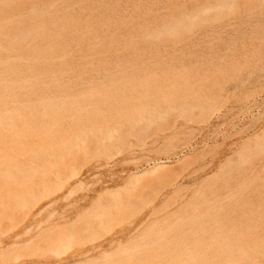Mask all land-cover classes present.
Wrapping results in <instances>:
<instances>
[{
	"label": "bare ground",
	"instance_id": "bare-ground-1",
	"mask_svg": "<svg viewBox=\"0 0 264 264\" xmlns=\"http://www.w3.org/2000/svg\"><path fill=\"white\" fill-rule=\"evenodd\" d=\"M232 2H233V0H0V182H4V181H6V180H8V179H10V178H12L13 177V173H14V171L12 170V168L13 167H17V168H20V167H34V166H36V164L37 163H40V165L42 164V162H50V161H57V159H58V157H60L59 156V151H60V154L62 153L61 151L62 150H65V151H69V150H71L72 149V147H73V145L74 144H76L75 142H77L76 140L78 139V138H82L84 135L86 136V134H89V136H88V138L90 137V134H95V128H94V126H95V122L93 121V123H95V124H93L94 126H90V127H88L89 125H91V123L88 125V123H89V121L90 122H92L91 120L92 119H94V118H98L99 117V119H100V117H102V116H104V115H106L107 113H110V112H112V114L114 115V118H118V119H116V120H119V117H121L120 115H122V118H120V119H123V117L125 118V115L126 114H124V116H123V114H122V112H124V111H126V110H128V109H126L125 107H126V105L127 106H129L128 104L130 103V102H133V101H137V100H141L142 98H145V97H149V96H152V97H154V100H155V104L157 103L156 102V96H157V98H162L163 96H165V95H168V94H160V93H162L161 91L159 92V90L160 89H158V90H155V89H153L154 87L156 88V86H157V84H159V83H162L163 81H165L166 79L165 78H167V76H165L166 74V71H169V69L171 68L172 70H173V68H174V70H175V68H176V70L175 71H177V73H179L178 71H180V69H184V67H186V66H189V68H193L196 64H198L197 62H199L198 60H199V58H198V60H197V57H194V55H196L197 56V53L196 54H194L195 53V51H192V50H190L191 48H188V46H187V43H186V41H188V39H189V41H191V42H193L192 40H190V38L191 37H194V35H198V34H200V33H202L205 29H207L208 27L207 26H209L210 24H212L213 22H218V21H222L223 20V22H224V20H226L229 16H230V18H234L233 20L234 21H236L237 22V24H238V26L240 27V25L239 24H241L242 22L245 24V22L243 21V17H245V16H250V18H251V16L252 17H254V15H255V17L256 16H258V14H261L262 12H261V10H263V7H264V0H237V4H236V2H235V4L233 3L232 4ZM232 5H235V7L234 6H232ZM224 9H229L230 10V12H231V14H229V13H225V12H223V11H221V10H224ZM225 13V14H224ZM263 13H264V11H263ZM227 14V16H228V14H229V16L227 17V16H225ZM232 15V16H231ZM261 16V15H260ZM260 16H258V17H260ZM262 16H264V15H262ZM261 16V17H262ZM254 17V18H255ZM258 17H256V18H258ZM260 17V18H261ZM229 18V19H230ZM253 18V19H254ZM263 18V17H262ZM245 19H249V17L248 18H245ZM252 18H251V20H253ZM250 20V19H249ZM256 20V19H255ZM260 20V19H259ZM227 21H228V19H227ZM263 21V20H262ZM262 21H261V23H262ZM224 23H227V22H224ZM223 23V24H224ZM233 23V22H232ZM232 23H231V25H232ZM248 23V22H247ZM258 23V21L256 20V24ZM260 23V22H259ZM264 23V22H263ZM228 24V23H227ZM252 24V23H251ZM231 25H229V26H231ZM248 25V26H247ZM246 25V27H249L250 26V23L249 24H247ZM257 25H260V24H257ZM263 25V24H262ZM212 26H216L215 24L214 25H212ZM221 26H222V24H221ZM254 25H251V27H253ZM217 27V26H216ZM219 27V26H218ZM216 28V30L217 29H220V28ZM236 27V26H235ZM250 27V34H252L251 36H253L254 35V37L253 38H250V40H252V39H255L256 40V38L255 37H257V35H260V36H264V26L261 28V29H256L255 28V26L253 27V28H255V30L254 29H252ZM212 28V27H211ZM211 28H209V29H211ZM214 28V27H213ZM233 28V30H234V27H232ZM237 28V27H236ZM241 28H242V26H241ZM245 27H243V29H244ZM225 29V28H224ZM223 29V30H224ZM242 29V30H243ZM252 29V30H251ZM212 30V29H211ZM226 30V29H225ZM227 30H229V29H227ZM231 30V29H230ZM245 31H248L246 28L244 29ZM243 30V31H244ZM254 30V31H253ZM207 31V30H206ZM210 31V30H209ZM218 31H220V30H218ZM232 31V30H231ZM230 31V32H231ZM236 31H237V29H236ZM214 32V31H213ZM221 32H222V29H221ZM227 33L229 32V31H226ZM240 32V33H239ZM237 31L236 33H238L239 34V36H238V38L239 37H241V31ZM212 33V32H211ZM211 33H210V35H211ZM223 33V32H222ZM225 33V32H224ZM223 33V35H225V34H227V33H225L224 34ZM235 33V32H234ZM235 33V34H236ZM207 34H208V32H207ZM219 34V33H218ZM221 34V33H220ZM231 34L232 33H230V37H231ZM235 34H234V36H235ZM241 34V35H240ZM243 34H244V32H243ZM202 35V34H201ZM210 35H208V36H210ZM212 35H214L213 33H212ZM215 35H217V33L215 34ZM214 35V37H216ZM222 35V34H221ZM221 35H219V38H221L222 36ZM256 35V36H255ZM221 36V37H220ZM234 36H232L233 38H235ZM245 36V35H244ZM243 36V37H244ZM259 36V37H260ZM198 37H200L199 35H198ZM202 37H203V35H202ZM205 37H206V35H205ZM227 37H229V36H227ZM250 37V36H249ZM261 37V38H262ZM204 38V37H203ZM219 38H216V40L217 39H219ZM245 38H246V36H245ZM209 39V38H208ZM223 39H225V37L223 38ZM223 39H219V41L220 40H223ZM242 39V38H241ZM240 39V40H241ZM196 40V39H195ZM194 40V41H195ZM200 40V39H199ZM210 41L212 40V39H209ZM226 40V39H225ZM239 40V39H238ZM255 40H252L253 42L255 41ZM264 41V40H262V39H260L259 38V41ZM202 41V40H201ZM224 41V40H223ZM231 41H233V42H235L234 41V39L233 40H231ZM245 40L243 39V44H244V46H245V42H244ZM251 41V42H252ZM259 41H256L257 42V44H256V47H257V45L259 44ZM260 41V42H261ZM203 42V41H202ZM218 42V41H217ZM233 42H231V43H233ZM236 42L238 43V41H237V39H236ZM247 42H248V40H247ZM246 42V43H247ZM253 42H252V44H253ZM196 43V42H195ZM195 43L193 44V45H195ZM197 43H198V41H197ZM196 43V44H197ZM211 43V44H210ZM209 43V45H211V47H208V50H207V48H206V52L208 51V55H210L209 54V52L211 53L212 52V54L211 55H213V53L214 52H216V49H214V48H212V42H210ZM215 43V42H214ZM226 43V42H225ZM241 43H242V41H241ZM264 43V42H263ZM208 44V43H207ZM217 44V43H216ZM260 44H262V43H260ZM189 45V44H188ZM208 45V46H209ZM223 45V44H222ZM264 45V44H263ZM263 45H261V46H263ZM199 46H200V44H199ZM202 46V45H201ZM200 46V48H201V50H203L202 49V47ZM225 46V45H224ZM227 46V45H226ZM235 46V45H234ZM239 46H243V45H239ZM242 47V51H243V48H245V47ZM255 46V45H254ZM260 46V45H259ZM260 46V47H261ZM192 47V46H191ZM193 47H195V46H193ZM192 47V48H193ZM206 47H207V45H206ZM214 47V46H213ZM223 47V46H222ZM260 47H258L257 49H260ZM196 48L197 47H195V49L194 50H196ZM236 48H238V47H236ZM235 48V50L234 51H236V50H239V48L238 49H236ZM248 48V51H249V48L250 49H253V48H251V47H247ZM226 49H227V47H226ZM205 50V49H204ZM229 50H231V48L229 49ZM245 50V49H244ZM258 54H259V52L261 51H259V50H256V48L254 49ZM253 50V51H254ZM191 51L192 52H194L193 54V56L192 57H194L195 58V60H196V63H194V62H192L191 60H189V62H183L184 61V58L186 59V55H190V53H191ZM197 52H199L198 50H196ZM221 51V50H220ZM241 51V52H242ZM253 51L251 50V52H252V55L254 56V55H256V52H255V54L253 53ZM262 51H264L263 49H262ZM218 52V51H217ZM224 51H222L221 53H223ZM233 52V51H232ZM232 52H230V53H232ZM239 52H240V50H239ZM238 52V53H239ZM250 52V51H249ZM203 53H205V52H203ZM203 53H201V56H202V54ZM226 53H227V51H226ZM237 53V54H238ZM261 53V52H260ZM206 54V53H205ZM207 54L205 55L206 57H208V58H211V57H209V56H207ZM183 55H185V56H183ZM199 55H200V53H199ZM198 55V57H200ZM214 55H215V53H214ZM213 55V56H214ZM218 55H219V53H218ZM221 55V54H220ZM230 55V54H229ZM232 55V54H231ZM235 55H236V53H235ZM239 55H241V54H239ZM183 56V60L182 59H179L180 57H182ZM212 56V58L213 59H215L214 57ZM223 56H225V54L223 55ZM226 56H228V55H226ZM217 57H219V56H217ZM229 57V56H228ZM232 57H234L233 55H232ZM244 57H248V56H244ZM263 57V56H262ZM188 58V57H187ZM190 58H191V56H190ZM190 58H188V59H190ZM201 58V57H200ZM203 58V57H202ZM201 58V59H202ZM207 58V59H208ZM226 58V57H225ZM235 58H237V57H235ZM235 58H233V59H235ZM242 58H243V56H242ZM246 58H245V60H246ZM207 59H205L206 60V63L208 62V60ZM212 59V60H213ZM218 59H220V58H217V60ZM228 59V58H227ZM226 59V60H227ZM250 59V58H249ZM187 60V59H186ZM204 60V59H203ZM202 60V61H203ZM216 60V61H217ZM221 60H222V56H221ZM225 60V61H226ZM238 60L239 61H242V60H240L239 58H238ZM201 61V62H202ZM214 61V60H213ZM230 61H232V60H230L229 59V62ZM243 61H244V59H243ZM242 61V62H243ZM247 61H248V59H247ZM252 61V58H251V60H250V62ZM210 62V61H209ZM212 62V61H211ZM215 62V61H214ZM219 62V61H218ZM221 62V61H220ZM222 62H223V60H222ZM221 62V63H222ZM228 62V63H229ZM233 62V61H232ZM235 62V61H234ZM241 62V63H242ZM200 63V62H199ZM204 63V62H203ZM202 63V64H203ZM213 63V62H212ZM239 63V62H238ZM245 63H247V62H245ZM195 64V65H194ZM201 64V65H202ZM236 64V63H235ZM235 64H233L234 66H236L237 67V64L235 65ZM200 65V66H201ZM205 64H203V67L205 68L206 66H204ZM213 65V64H212ZM215 65V64H214ZM218 65H219V63H218ZM218 65H216V66H218ZM224 65H226V62H225V64ZM233 65H232V67H229L228 69H230V68H233ZM239 65H240V63H239ZM197 66H199V64L198 65H196V67ZM211 66V65H210ZM220 66V65H219ZM230 66V65H229ZM243 67V63H242V65H240V67ZM195 67V68H196ZM221 67H222V64H221ZM235 67V68H236ZM239 67V66H238ZM237 67V68H238ZM187 68V67H186ZM186 68L184 69L186 72L188 71V69L186 70ZM194 68V69H195ZM204 68H202L201 69V67H200V69L202 70V71H204L203 69ZM212 68V67H211ZM244 68V67H243ZM209 72H207V70L206 71H204V75H209L212 71L210 70V68H209V66H207V68H206ZM212 69H214V67L212 68ZM216 69V68H215ZM217 69L219 70V69H221V71L223 70V69H227V68H218L217 67ZM240 69V68H239ZM172 70L171 71H169V72H167L168 74L167 75H169V74H171L172 73ZM190 70V69H189ZM198 70H199V68L197 69H195V72L197 71L198 72ZM185 71H183L182 70V73L183 72H185ZM191 71V70H190ZM187 72L188 73V75H186V79L183 77L182 78V73L181 74H179V75H181L180 76V78H178V75L176 74V72H175V74H176V76H175V74H174V76L172 77L173 79L171 80L170 79V81H175L176 80V82H178V80H181L180 82H181V84L184 86V81H185V83L188 81L187 79L188 78H190L191 77V75H192V73L194 72V70H193V72ZM211 71V72H210ZM215 71V70H214ZM220 71V70H219ZM226 72L228 71V70H225ZM233 71V70H232ZM185 72V73H186ZM194 72V73H195ZM196 72V73H197ZM199 72H201V71H199ZM205 72H207L206 74H205ZM218 72V71H217ZM234 72H235V70H234ZM173 73H174V71H173ZM186 73V74H187ZM191 73V74H190ZM193 73V74H194ZM195 73V74H196ZM214 73V72H213ZM216 73V72H215ZM233 73V72H232ZM184 74V73H183ZM198 74H200L201 75V73H198ZM221 74H224L225 75V73L224 72H221ZM221 74H216L217 76H219V78L217 77L216 78V81H217V79H219L220 81L223 79V81H225V77H227V76H224V78H223V76L220 78V75ZM229 74H231V73H229ZM235 74H237L236 72H235ZM235 74H232V75H235ZM190 75V77H187V76H189ZM207 75L205 76V79H204V76H202V78H203V80H206V81H208L209 79H208V77H207ZM211 75V74H210ZM215 74H213V76H214ZM231 75V76H232ZM198 76V79L200 80V78H201V76H200V78H199V75H197ZM197 76H195V77H197ZM212 76V75H211ZM210 76V77H211ZM230 75L228 76V78L229 77H231ZM194 76L192 77V78H195ZM206 77H207V79H206ZM209 77V78H210ZM216 77V76H215ZM192 78L191 79H189V81H191L192 80ZM213 78V77H212ZM184 79V81H182ZM195 79H197V78H195ZM187 80V81H186ZM198 80V81H199ZM211 80V79H210ZM219 80H218V82H219ZM167 81H168V78H167ZM167 81H165V82H167ZM169 81V82H170ZM188 81V82H189ZM196 82H197V80H195ZM194 80H192V82L194 83L195 82ZM202 81V79L199 81V83ZM206 81H203L202 83L205 85V83H206ZM212 81V80H211ZM222 81V82H223ZM241 81V80H240ZM180 82H178L177 84H175L174 82V84L176 85V87H177V85L180 83ZM187 82V83H188ZM212 82H215V81H212ZM164 83V82H163ZM172 83V82H171ZM191 83V82H190ZM202 83H200V85L202 84ZM209 83V82H208ZM219 83H221V82H219ZM219 83H216V84H218V85H216V86H221L222 84H219ZM231 83V82H230ZM167 84H169V83H167ZM174 84H170V85H166L167 87H169V89L171 88V86H173ZM180 84V85H181ZM196 84V83H195ZM203 84L201 85V86H203ZM213 84V83H212ZM180 85H178V86H180ZM188 85H190V84H188ZM193 86H195L194 84H192ZM191 85V87H193ZM206 85H208L207 83H206ZM161 86V85H160ZM166 86L165 87H163V86H161V87H163V89L165 90V91H167L166 89ZM197 87H198V83H197V85H196ZM215 86V85H214ZM157 87H159V86H157ZM160 87V88H161ZM187 89V92L189 91L188 90V87L187 86H185ZM190 87V88H191ZM196 87V88H197ZM200 87V86H199ZM198 87V88H199ZM204 87V86H203ZM203 87H201L200 89L202 90V88ZM209 87V86H208ZM210 87H212L211 85H210ZM148 88H150V89H148ZM166 88V89H165ZM174 88H175V86H174ZM173 88V89H174ZM181 87H179V88H176V90L177 89H180ZM184 88V87H183ZM194 88V91H195V87H193ZM206 88H207V86H206ZM221 88V87H220ZM224 88V87H223ZM157 89V88H156ZM162 89V91H163V93H167V92H165L164 90ZM182 89V88H181ZM210 89V88H209ZM209 89H206V91L205 92H207V90H209ZM218 89V88H217ZM216 88H215V90H217ZM171 91H169V92H172L173 93V90L172 89H170ZM193 90V89H192ZM201 90H198V92H200ZM203 90H204V88H203ZM211 90V92L213 91L212 90V88L210 89ZM210 90H209V92H210ZM168 92V93H169ZM184 92V91H183ZM204 91H202V93H203ZM220 92V91H219ZM172 93H170V95L172 94ZM176 92H174V94H175ZM180 93V92H179ZM196 93V91L194 92V95H196L195 94ZM201 93V92H200ZM201 93V94H202ZM216 93V92H215ZM218 93V92H217ZM181 94V93H180ZM185 94V93H184ZM192 94H193V91H192ZM209 94V93H208ZM208 94H205V97H206V95L208 96ZM214 94V93H213ZM173 95V94H172ZM171 95V96H172ZM177 95V99H178V94H176ZM188 95H190L189 93L187 94L186 93V95L185 96H182V97H184V99H185V97L186 96H188ZM211 95H212V93H211ZM214 95H216V94H214ZM171 96H170V98H167V101H168V99H171ZM173 96H175V95H173ZM192 96V95H191ZM203 96V95H202ZM166 97V96H165ZM164 97V98H165ZM169 97V96H168ZM181 97V98H182ZM195 98H199V96H194ZM218 97V96H217ZM217 97L215 98V96L213 97V98H215V100H212L213 98L212 97H210V99L209 100H211V101H214V102H216V101H218V100H216L217 99ZM221 97V96H220ZM195 98H193V99H195ZM204 98V97H203ZM203 98H202V100H203ZM207 98V97H206ZM206 98H204V100L206 99ZM219 98V97H218ZM147 99V98H146ZM151 97H150V101H151ZM163 99V98H162ZM166 99V98H165ZM164 99V100H165ZM172 99L174 100V98L172 97ZM186 99H189L188 97L186 98ZM185 99V101L187 102V100ZM143 100V102H144V99H142ZM173 100H171V101H173ZM179 100H180V97H179V99H178V101H177V103L179 102ZM182 100V99H181ZM190 102H191V97H190ZM208 100V101H209ZM149 101V100H148ZM159 101H160V99H159ZM158 101V104L157 105H160L161 104V102H159ZM161 101H163V100H161ZM171 101H168V102H170V103H173V102H171ZM185 101L183 102L182 101V103H183V105H184V103H185ZM207 100H205V102H206ZM211 101H209L210 103H211ZM143 102H140V101H138V102H136V104H144V107L145 108H143V110L142 111H144L146 108L148 109V111L150 112V110H151V108H152V106H154L153 104H154V102H153V99H152V102L153 103H150V102H148V105L150 104V106H151V104H152V106H151V108L149 107V106H147L146 107V105H147V101H145L146 102V105H145V103H143ZM164 102V101H163ZM168 102H165V103H168ZM199 102V101H198ZM209 102L207 103V104H209ZM134 103V102H133ZM160 103V104H159ZM170 103H168L169 105H170ZM181 103V104H182ZM192 103V102H191ZM193 103H194V101H193ZM203 103V102H202ZM219 103V102H218ZM218 103H216V104H218ZM131 104V103H130ZM135 104V103H134ZM173 104H176L175 102L173 103ZM186 104V103H185ZM199 104H200V102H199ZM213 104V103H212ZM165 104H163V106H164ZM179 105V104H178ZM192 105V104H191ZM195 105V104H194ZM203 105L205 106V104L203 103ZM211 105V104H210ZM209 105V106H210ZM214 105H215V103H214ZM131 106V105H130ZM161 106H162V104H161ZM167 106V105H166ZM171 106H172V104H171ZM170 106V107H171ZM188 106V104H186V106L185 107H187ZM202 106V105H201ZM208 106V107H209ZM131 107H133V105L131 106ZM137 107H139V109L137 108ZM140 105H136V108H137V110L135 111V113L132 111L133 109H131L130 107H127V108H130L129 109V112H130V110L132 111V113H134V114H132L133 116H134V118H135V116H136V113L140 110ZM154 107H156V105L154 106ZM153 107V108H154ZM184 107V106H183ZM185 107H184V109H185ZM189 107H190V105H189ZM193 107V106H192ZM214 107V106H213ZM126 110H125V109ZM150 108V109H149ZM159 107H157L156 109H157V112H159V113H161V111H159V109H158ZM167 108V107H166ZM174 108H176V105L174 106L173 105V108H171V109H173V110H176V109H174ZM207 108V107H206ZM123 109H124V111H123ZM134 109H135V106H134ZM155 109V110H156ZM161 110H162V112H163V110H164V114L166 113V110L168 109H163V108H160ZM170 109V110H171ZM179 109V108H178ZM178 109H177V111H178ZM199 109V108H198ZM152 110H154V109H152ZM187 110V109H186ZM190 110V109H189ZM147 111V110H146ZM180 111V110H179ZM127 112V111H126ZM152 112V111H151ZM168 112H169V110H168ZM186 112V111H185ZM201 112V111H200ZM204 112V111H203ZM128 113V112H127ZM131 113V112H130ZM140 113H142V114H144L145 116H146V113H147V115H149L148 114V112H146V113H143V112H140ZM153 113V112H152ZM187 113V115H188V112H186ZM185 113V114H186ZM111 114V113H110ZM109 114V115H110ZM115 114H120L119 115V117L117 116V117H115ZM139 113H137V115H138ZM153 114H156V113H153ZM163 114V115H164ZM180 114H182L183 115V113H181V111H180ZM190 114V113H189ZM200 114H202V112L200 113ZM109 115H107L106 116V118L107 117H109ZM158 115V114H157ZM162 114H160V116H161ZM127 116V115H126ZM133 116H128V117H126L125 119H127V120H129V122L130 121H132L133 122ZM152 116V115H151ZM159 116V115H158ZM181 116V115H180ZM137 117V116H136ZM157 117V116H156ZM182 117V116H181ZM184 117V116H183ZM103 118V117H102ZM129 118H131V120L129 119ZM139 118H140V116H139ZM155 118V117H154ZM188 118V117H187ZM109 119H111V123H112V120H113V116L111 117V118H109ZM109 119H107L108 120V122L110 121ZM146 119H148V116H147V118ZM190 119V118H189ZM192 119V118H191ZM101 120V119H100ZM99 120V121H100ZM103 120V119H102ZM106 120V121H107ZM115 120V119H114ZM113 120V121H114ZM115 120V121H116ZM127 120L126 121H124V124H125V122H127ZM141 120V119H140ZM95 121H97V119H95ZM114 121V122H115ZM121 121V120H120ZM143 121V120H142ZM187 121V120H186ZM193 121V120H192ZM101 122V121H100ZM113 122V123H114ZM119 122V121H118ZM141 122V121H140ZM145 122H147V121H145ZM145 122H142L143 124H145ZM161 122V121H160ZM188 122V121H187ZM187 122H185V123H187ZM190 122V121H189ZM188 122V123H189ZM97 123H98V121H97ZM103 123H105V121L103 120V122H102V124ZM107 123V122H106ZM111 123H108V124H104L103 126L106 128V126H108L109 124H111ZM116 123L117 122H115V124H114V126L116 125ZM122 122H120V125H121V127H122V125H124V124H121ZM135 123V122H134ZM151 123V122H150ZM137 124H138V121H137ZM136 124V125H137ZM143 124H141L140 123V125H142V127L143 128H145L146 127V124H145V126H143ZM87 125V126H86ZM113 125V124H112ZM112 125H109V126H112ZM125 125H127V124H125ZM130 125V124H129ZM133 125V124H132ZM132 125H130L129 126V128L130 127H132ZM139 125V124H138ZM100 126V125H99ZM103 126H101L100 127V129L102 130V132L104 133V132H106L107 130H104L103 131ZM108 126V127H109ZM116 126H118V125H116ZM115 126V127H116ZM98 127V126H97ZM114 127V128H115ZM133 127H135V125H133ZM132 127V128H133ZM119 128V127H118ZM117 128V129H118ZM128 128V127H127ZM132 128H130V129H132ZM97 129H99V127L97 128ZM107 129V128H106ZM130 129H128V132H126L127 130L125 129V132L128 134L129 133V130ZM147 129V128H146ZM119 130H123V129H121V128H119ZM133 130V129H132ZM132 130H130V131H132ZM175 130V129H174ZM92 131H94L93 133H90V132H92ZM109 131V130H108ZM114 131V130H113ZM169 131V130H168ZM260 131V130H259ZM99 132H101V131H99ZM115 132V131H114ZM119 132V131H118ZM98 133V132H97ZM96 133V134H97ZM107 133V132H106ZM126 133H124V134H122L123 136L126 134ZM161 133V132H160ZM165 133V132H164ZM171 133V132H170ZM105 134V133H104ZM108 134V133H107ZM107 134H105V136L107 135ZM118 134V133H117ZM121 134V133H120ZM119 134V135H120ZM131 134V133H130ZM162 134V133H161ZM173 134V133H172ZM256 134V133H255ZM98 135V134H97ZM96 135V136H97ZM111 135V134H110ZM110 135L108 136V137H110ZM129 135V134H128ZM158 135V134H157ZM156 135V137L158 138V136ZM101 136H102V134H101ZM117 136L118 135H116V139H117ZM121 136V135H120ZM119 136V137H120ZM122 136V137H123ZM139 136V135H138ZM170 136H171V134H170ZM92 137H95V135H91V138ZM118 137V138H119ZM155 137V136H154ZM155 137V138H156ZM164 137V136H163ZM166 137V136H165ZM113 139L112 141H114V140H116V139ZM121 138V137H120ZM123 138H126L125 136L123 137ZM123 138L121 139V140H123ZM132 138H134V137H132ZM90 139V138H89ZM97 139H99V137H97ZM139 139V138H138ZM153 139V138H152ZM151 139V140H152ZM177 139V138H176ZM175 139V140H176ZM101 140V139H100ZM99 140V141H100ZM125 140V139H124ZM124 140L123 141H121L122 143L124 142ZM161 140V139H160ZM163 141H165V139H162ZM171 140V139H170ZM170 140H169V142H170ZM88 141V140H87ZM90 141V140H89ZM89 141H88V143H89ZM93 141V140H92ZM97 140H96V137L94 138V142H96ZM105 141H107V139L105 140ZM156 141V140H155ZM158 141V140H157ZM168 141V140H167ZM172 141V140H171ZM260 141H262V140H260ZM85 142V141H84ZM102 142V141H101ZM108 142H110L109 140L107 141V143L106 144H108ZM117 142V141H116ZM134 142V141H133ZM153 142V141H152ZM151 142V145L152 144H156V142H154V143H152ZM93 142H91L90 141V144H91V146L93 147V149H92V147L90 146V147H87V146H89L88 144H87V142H86V146H84L85 147V150H83L84 152L83 153H88L89 152V150L91 151V149H92V153L93 152H95V151H93L95 148H97V146L95 145V148H94V144H92ZM102 143H105V142H102ZM131 143V142H130ZM165 143V142H164ZM100 144V143H99ZM99 144H97V145H99ZM105 144V145H106ZM114 144H115V142H114ZM121 144V143H120ZM176 144V143H175ZM177 144H179L178 143V141H177ZM260 144V143H259ZM102 145V147L104 146L103 144H101ZM143 145V144H142ZM150 145V146H151ZM162 145V144H161ZM164 146L166 145V143L165 144H163ZM162 145V146H163ZM169 145H172V144H168V146ZM256 145V144H255ZM116 146H117V144H116ZM147 146V145H146ZM156 146H157V144H156ZM158 146H160L159 144H158ZM167 146V145H166ZM173 146V145H172ZM175 146V145H174ZM178 146V145H177ZM177 146H176V148H177ZM259 146V145H258ZM258 146H256V147H258ZM262 146V144H260V146H259V149H261L262 148V150H263V147H261ZM87 147V148H86ZM98 147H100V145L98 146ZM110 147V146H109ZM118 147V146H117ZM120 147V146H119ZM122 147V146H121ZM253 147V146H252ZM136 148V147H135ZM148 148H150L149 146H148ZM160 148V147H159ZM164 148V147H163ZM168 148V147H167ZM255 148V147H254ZM80 149H81V147H80ZM104 149V148H103ZM102 149V150H103ZM106 149V148H105ZM127 149V148H126ZM142 149V148H141ZM145 149V148H144ZM144 149L142 150V151H144ZM154 149H156V150H158V152L160 151L159 149H157V148H155L154 147ZM153 149V150H154ZM175 149V148H174ZM257 149V148H256ZM96 150H98V148L96 149ZM101 150V149H100ZM149 149H145V151L147 152ZM168 151H170V148L169 149H167ZM262 150H259V151H262ZM162 151V150H161ZM164 151V150H163ZM176 151V150H175ZM250 151V150H249ZM256 151V150H255ZM72 152V151H71ZM90 152V153H91ZM145 152V153H146ZM149 152H151V151H149ZM171 152H172V149H171ZM257 153H258V151H256ZM64 153V152H63ZM98 152H96V154H97ZM107 154H108V152H106ZM144 153V152H143ZM144 153V154H145ZM148 153V152H147ZM155 153V152H154ZM154 153H153V151H152V154L154 155ZM157 153V152H156ZM160 153H163V152H160ZM160 153H157V154H160ZM170 153V152H169ZM177 153V152H176ZM261 153V152H260ZM263 153V152H262ZM69 154V153H68ZM73 155H74V153H72ZM78 154H80V153H78ZM92 154V155H94L93 156V158L94 157H98L99 155L97 154ZM99 154H101L100 152H99ZM143 154V155H144ZM152 154H150V156H152L153 157V155ZM164 154H165V152H164ZM77 154L75 153V155H74V157H73V159L75 158V156H76ZM90 155V156H89ZM89 155H87V154H85V157L86 156H89V159L91 160V154H89ZM96 155V156H95ZM105 155V154H104ZM146 155V154H145ZM148 155H149V153H148ZM163 155V154H162ZM254 155V154H253ZM62 156H64V155H62ZM156 156V158L158 157L157 155H155ZM239 156H240V154H239ZM257 156V155H256ZM258 156H260V155H258ZM77 157V156H76ZM96 157V158H97ZM103 157H105V156H103ZM138 157V156H137ZM141 157V156H140ZM139 157V158H140ZM151 157V158H152ZM181 157V156H180ZM64 158H65V156H64ZM78 158H79V156H78ZM80 158H82V155H81V157ZM79 158V159H80ZM83 158H84V156H83ZM92 158V159H93ZM141 158H144V157H141ZM141 158H140V160H141ZM147 158H149V157H147ZM150 158V159H151ZM257 158H259V157H257ZM263 158V157H262ZM76 159L77 158H75L74 160L76 161ZM78 159V160H79ZM85 159V158H84ZM86 159H88V157L86 158ZM85 159V162H89L88 160H86ZM138 159V158H137ZM149 159V160H150ZM254 159V158H253ZM256 159V158H255ZM59 160V159H58ZM94 160V159H93ZM143 160V159H142ZM144 160H148V159H146V158H144ZM156 160V159H155ZM60 161H62L61 159H60ZM65 161H67L68 163H69V166L68 165H66V166H68V167H71V165H70V162L69 161H71V160H69L68 161V158H67V160H65ZM157 161V160H156ZM64 162V161H63ZM85 162H83L82 164H84ZM159 162V161H158ZM53 163V162H52ZM55 163V162H54ZM61 163V162H60ZM65 164H67L66 162H64ZM76 163H78V162H76ZM75 163V164H76ZM162 163V162H161ZM160 163V164H161ZM48 164V163H47ZM65 164H62L61 163V165H65ZM154 164V163H153ZM254 164V163H253ZM40 165H39V167H40ZM43 165V164H42ZM46 165V164H45ZM56 164H54V166H55ZM73 165V164H72ZM77 166H78V164H76ZM86 165H88V164H86ZM139 165V164H138ZM143 165V164H142ZM152 165V164H151ZM258 165H259V163H258ZM47 166V165H46ZM45 166V168H47ZM49 166V165H48ZM52 165H50V167H51ZM66 166H64V167H66ZM140 166V165H139ZM158 166L159 165H155V167L153 168V171H154V169H156V168H158ZM163 166V165H162ZM161 166V167H162ZM44 167V166H43ZM42 167V168H43ZM63 167V166H62ZM63 167V169L67 172V167H66V169ZM74 166H72L71 168L72 169H74L73 168ZM79 167V166H78ZM141 167V166H140ZM164 167V166H163ZM257 167V166H256ZM101 168V167H100ZM142 168V167H141ZM178 168V167H177ZM255 168V167H254ZM15 169V168H14ZM26 169V168H25ZM52 169H54V168H52ZM68 169H70V168H68ZM77 169V168H76ZM137 169V168H136ZM135 169V170H136ZM181 169V168H180ZM238 169V168H237ZM240 169V168H239ZM23 170V169H22ZM32 170V169H31ZM51 170V169H50ZM56 170V169H55ZM59 170H61L60 168H59ZM63 170V171H64ZM140 170H142V169H140ZM158 170V169H157ZM157 170L155 171V172H157ZM231 170H235V168L234 169H231ZM241 170V169H240ZM239 170V171H240ZM247 170V169H246ZM261 170H263V169H261ZM24 171V170H23ZM28 171V170H27ZM33 171V170H32ZM37 171V170H36ZM42 171V170H41ZM46 171V170H45ZM62 171V170H61ZM64 171V172H65ZM68 171H70L69 172V174L71 173V170H68ZM78 171V170H77ZM143 171H145V170H143ZM148 171V170H147ZM179 171V170H178ZM243 171H244V168H243ZM50 172V171H49ZM54 172V171H53ZM73 172V171H72ZM75 172V171H74ZM139 172V171H138ZM151 172V171H150ZM232 172V171H231ZM235 172H237V170H235ZM234 172V173H235ZM254 172V171H253ZM256 172V171H255ZM24 173V172H23ZM42 173V172H41ZM68 173V172H67ZM66 173V174H67ZM78 172H76V174H75V177L78 175L77 174ZM133 173V172H132ZM141 173V172H140ZM143 173H145V172H143ZM142 173V174H143ZM233 173V172H232ZM233 173V174H234ZM239 174H241L242 172H238ZM257 173H259V172H257ZM22 174V173H21ZM39 174V173H38ZM56 174H57V172H56ZM54 175V176H58V175ZM58 174H59V171H58ZM69 174H68V176H69ZM72 174L73 173H71L70 175V177H72ZM159 174V173H158ZM230 174V173H229ZM229 174H228V177L227 178H229V177H231V179L233 178V179H235L236 178V173L234 174V175H236L235 177H233L232 176V174L229 176ZM238 174V175H239ZM245 174V173H244ZM254 174H256V173H254ZM50 175H52L51 173H50ZM59 175H62V174H59ZM81 175V174H80ZM137 175V174H136ZM209 175V174H208ZM249 175H251L250 174V172H249ZM35 176V175H34ZM37 176V175H36ZM35 176V177H36ZM44 176V175H43ZM42 176V177H43ZM47 177H48V175H46ZM63 176H64V174H63ZM60 177L61 179L63 178V180H64V178H65V176L64 177ZM67 176V175H66ZM67 176V177H68ZM79 176V175H78ZM139 176V175H138ZM248 176V175H247ZM257 174H256V176H254L255 177V179H256V181L257 180H259V179H257ZM46 177V178H47ZM52 177V176H51ZM59 177V176H58ZM66 177V178H67ZM132 177L133 178H135V176L134 175H132ZM250 177V176H249ZM60 178H59V181H60ZM74 178V177H73ZM140 178V177H139ZM22 179V178H21ZM37 179V178H36ZM70 179H72V178H70ZM70 179H68V182L69 183H71L70 181ZM80 179V178H79ZM138 181L137 182H139V179H138V177L136 178ZM151 179H153L152 177H151ZM230 179V178H229ZM232 179V180H233ZM237 179V178H236ZM236 179H235V181L233 180H224L223 179V181H226V184H230V182H234L233 183V185H235V186H237L236 185ZM240 179H241V177H240ZM239 178L237 179L238 181L240 180ZM242 179H243V177H242ZM242 179H241V181H242ZM252 179V178H251ZM41 181H42V179H40ZM39 180V181H40ZM44 180V179H43ZM45 180H47V179H45ZM49 180H52V178L50 179V177H49ZM70 180V181H69ZM221 181H222V179H220ZM219 180V182L218 183H222L221 181ZM53 182L54 181H57V180H52ZM51 181V182H52ZM72 181H74V179L72 180ZM227 181H230V182H228L227 183ZM245 181V180H244ZM247 181V180H246ZM15 182V181H14ZM19 182V181H18ZM17 182V183H18ZM24 182H26V181H24ZM31 182V181H30ZM44 182V181H43ZM48 182H50V181H48ZM66 182H67V180H66ZM80 182V181H79ZM134 182V181H133ZM251 182H253V180L251 181ZM63 183V182H62ZM78 183V182H77ZM81 184H82V182H80ZM131 183H132V180H131ZM131 183H130V186H131ZM223 183H225V182H223ZM222 183V184H223ZM237 183H239V182H237ZM3 184V183H2ZM28 184V183H27ZM43 184V183H42ZM53 185H55V182L54 183H52ZM79 184V183H78ZM78 184H75V188H76V186H78ZM80 184V185H81ZM135 184V183H134ZM250 184V183H249ZM254 184V183H253ZM260 184H262V182H260ZM48 185V184H47ZM66 185H71V184H66ZM126 185H127V183H126ZM220 185V184H219ZM232 185V184H231ZM240 185H242L241 183L239 184V186ZM248 185V184H247ZM255 185V184H254ZM257 185V184H256ZM14 186V185H13ZM13 186H12V188H13ZM30 186V185H29ZM28 186V187H29ZM37 186V185H36ZM65 186V185H64ZM122 186V185H121ZM196 187H198L197 185H195ZM214 187L213 188H215L216 186L215 185H213ZM223 186V185H222ZM252 186V185H251ZM11 187V186H10ZM19 187V186H18ZM128 188V185L127 186H123V188ZM183 187V186H182ZM193 187V186H192ZM195 187V188H196ZM220 188V186H217V189L219 190V188ZM225 187H230V185L228 186V185H226V186H224L223 188H225ZM233 186H231V188H232ZM241 187V186H240ZM242 187H243V185H242ZM242 187H241V189H242ZM248 187H249V185H248ZM256 187V186H255ZM262 187H264V185H262ZM22 188H24V186L22 187ZM21 188V189H22ZM45 188V187H44ZM55 188V187H54ZM63 188V187H62ZM66 188V187H65ZM72 188H73V186H72ZM75 188H73V189H75ZM130 188V187H129ZM185 188V187H184ZM191 188V187H190ZM194 188V189H195ZM210 188H212V187H210ZM212 188V189H213ZM238 188V187H237ZM237 188H235L234 189V191H236L237 190ZM244 188V187H243ZM261 188V187H260ZM14 189V188H13ZM58 189H60V188H58ZM67 189V188H66ZM66 189H64V191L66 190ZM72 189V190H73ZM118 189H121L120 187H118ZM197 189V188H196ZM195 189V190H196ZM199 189V188H198ZM196 190V191H199V192H201V190L202 189H199V190ZM216 189V188H215ZM214 189V190H215ZM240 189V188H239ZM239 189H238V191H237V194L236 195H234L236 192H233L234 194H232V192H230V191H228V192H230V193H228L226 190H228L227 188H226V193L225 194H231V196L230 197H228V196H226L225 194V199L223 198L224 196L223 195H221V196H223L222 197V199H224V200H222L221 199V196L220 197H218L219 199H220V201L222 200L223 201V205L221 204L222 203V201H221V203L219 202V201H217V202H219L221 205H222V207H221V205L220 204H218V203H214L213 204V202L217 199L216 197L218 196H216L215 197V192L214 191H212L211 189H210V191H212L213 192V194H212V196H210L211 194H209L208 195V197L210 196L211 198H207L206 197V199L208 200V202H209V199H210V201H212L213 199H214V197L216 198L214 201H212L211 203L215 206L214 208H210V207H208V206H211L212 204L211 203H209V204H211V205H208L207 207H205V208H208V211H211V209H212V211L215 213V210H219V209H217L216 208V204H217V206L219 205V207L218 208H226V206H224V203H225V201H226V197L227 198H230L231 200H232V196H234V198L233 199H235V197L238 195V194H240V193H242V191L240 192L239 191ZM12 190V189H11ZM44 190V189H43ZM47 190V189H46ZM45 190V192H47ZM57 190V189H56ZM60 190H62V189H60ZM59 190V191H60ZM70 190V189H69ZM103 190V189H102ZM116 189H114L113 191H115ZM122 190V189H121ZM126 190V189H125ZM179 190V189H178ZM203 190H205V188L203 189ZM220 190H222L223 191V189L221 188ZM243 190V189H242ZM250 190V189H249ZM1 191V190H0ZM3 191L5 192V190L3 189ZM16 191V190H15ZM20 191V190H19ZM23 191H25V190H23ZM58 191V190H57ZM109 191V190H108ZM177 191V190H176ZM206 191V190H205ZM210 191H206L207 192V194L208 193H210ZM216 192H217V190H215ZM224 191V192H225ZM232 191H233V188H232ZM244 191L245 192H249V191H247L245 188H244ZM244 191H243V193H244ZM259 191V190H258ZM2 192V191H1ZM9 192H11V191H9ZM44 192V191H43ZM42 192V193H43ZM52 193H53V191H51ZM69 192V191H68ZM72 192V195L74 194V191H71ZM116 192H118L117 190H116ZM115 192V193H116ZM145 192V191H144ZM179 192V191H178ZM193 192H194V190H193ZM204 192V191H203ZM238 192H240V193H238ZM251 193H253L252 192V189H251V191H250ZM250 192H249V196H248V199L250 198ZM8 193V192H7ZM28 193V192H27ZM62 193H63V191H62ZM205 193V192H204ZM218 193H220V191L219 192H217V194ZM243 193H242V195H243ZM259 193V192H258ZM2 193H0V195H1ZM4 194V193H3ZM11 194H13L14 195V192L12 191V193ZM11 194L9 193V195H10V197H11ZM16 194V193H15ZM57 194V193H56ZM68 194V193H67ZM70 195H68V196H71V193H69ZM105 194H106V192H105ZM107 194H111V193H108L107 192ZM117 194H120L119 192L117 193ZM121 194H123L122 193V191H121ZM120 194V195H121ZM191 194V193H190ZM200 193H198V194H196L195 193V195L196 196H198ZM221 194V193H220ZM219 194V195H220ZM247 194H245V195H247ZM255 194V193H254ZM12 195V196H13ZM17 195V194H16ZM27 195V194H26ZM31 196H32V194H30ZM47 195V194H46ZM49 195V194H48ZM51 195H53V194H51ZM80 195V194H79ZM78 195V196H79ZM103 195V194H102ZM119 195V196H120ZM145 195V194H144ZM186 195V194H185ZM194 194H192V195H190V197L191 196H193ZM201 195H202V192H201V194H200V198H201ZM206 195V194H205ZM241 194L240 195H238L237 196V198H236V200H235V202L234 203H236V201H237V199H239L238 197H243ZM252 195V194H251ZM15 196V195H14ZM42 196V195H41ZM78 196H75L74 198H76V197H78ZM86 196V194L84 195V197ZM104 196V195H103ZM108 197V199H110L109 198V195H107ZM114 196H116V195H114ZM114 196H112V195H110V197H111V200H112V198H114ZM136 196V195H135ZM195 196V197H196ZM214 196V197H213ZM253 196V195H252ZM257 197H258V195H256ZM263 195L261 194V196H260V198L262 197ZM20 197H22V196H20ZM49 198H50V196H48ZM63 197V196H62ZM72 197V196H71ZM80 197V196H79ZM83 197V198H84ZM99 197V198H98ZM97 198L99 199V201H100V197H101V195L100 196H98ZM117 197V196H116ZM134 197V196H133ZM133 197H131V198H133ZM194 197V196H193ZM192 197V198H193ZM254 197V196H253ZM9 198V197H8ZM15 198H16V196H15ZM29 198V197H28ZM34 198V197H33ZM43 198V197H42ZM59 198H61V197H59ZM81 198H82V196H81ZM92 198V197H91ZM90 198V199H91ZM122 198H123V196L121 197V199H120V197L118 198V199H120V201H118L119 202V204L122 206L124 203H125V200H122ZM124 198H126V197H124ZM136 198H139L138 196H136L134 199H136ZM181 198V197H180ZM191 198V199H192ZM205 198V197H204ZM255 198V197H254ZM254 198H250V199H254ZM3 199V198H2ZM1 199V200H2ZM56 199V198H55ZM55 199H53V200H55ZM71 199V198H70ZM77 199H79V198H77ZM89 199V198H88ZM87 199V200H88ZM102 199H105V197L104 198H102ZM108 199H107V201L106 202H108ZM127 199H130V198H127ZM195 199V198H194ZM196 199H197V197H196ZM195 199V200H196ZM218 199V200H219ZM241 199V198H240ZM240 199H239V201H240ZM246 199H247V197H246ZM246 199H244L243 200V198H242V202H241V205H240V207H239V205L237 204V205H235L236 207L238 206L239 207V209L238 210H240V212H238V214H237V221H239L240 222V219H243L244 220V218L243 217H246L247 216V218H245V219H248V221H251L252 223H253V220H255V217H254V215L257 213V212H259V211H261V210H264V209H262L260 206H257V205H260V202H258V200H257V202H256V200L254 201V203L252 202L251 203V200L249 199V203H251V205H249V203H248V205H246L247 203H245L244 204V201L246 200ZM248 199L246 200L247 202H248ZM40 200V199H39ZM42 200H45V198L44 199H42ZM97 200V199H96ZM106 200V199H105ZM117 200V199H116ZM115 200V201H116ZM124 201L123 202V204H121L120 202H122V201ZM229 199H227V201H228ZM231 200L228 202L229 204H226V205H229V206H233L232 205V202H231ZM21 201V200H20ZM28 201V200H27ZM36 201V200H35ZM56 201V200H55ZM71 201V200H70ZM77 201V200H76ZM91 200H89V202H90ZM98 201V202H99ZM104 201V200H103ZM130 201V200H129ZM167 201V200H166ZM180 201H181V199H180ZM203 201H205V199L203 200ZM233 201V200H232ZM1 202V201H0ZM19 202V201H18ZM30 202V201H29ZM41 202V201H40ZM53 202V201H52ZM60 202V201H59ZM94 203H96L95 202V200L93 201ZM102 202V201H101ZM101 202H99V203H101ZM126 202H127V200H126ZM132 202L134 203V202H136V201H133V199H132ZM138 202V201H137ZM175 202V201H174ZM206 202V201H205ZM200 202V205H198L199 204V202H197L198 204H196L195 205V203L194 204H190V205H194V209H193V207H190V205H187V207H190V208H192V209H190V208H187V211L188 212H194L195 210H196V208H195V206H197L198 208H201V203L203 204V206H205V204L206 203H208V202ZM24 203H25V201H24ZM23 203V204H24ZM32 203H34V201L32 202ZM37 203H39L38 201H37ZM79 203V202H78ZM81 203V202H80ZM113 203H114V199H113ZM117 203V202H116ZM127 203H129V202H127ZM127 203H126V205H127ZM237 203H239V202H237ZM35 204V203H34ZM34 204H33V206H34ZM41 204V203H40ZM50 204V203H49ZM55 204V203H54ZM97 204V203H96ZM102 204H108L107 206H109V202L108 203H102ZM119 204L117 203V205H118V207H119ZM130 204V203H129ZM138 203H135V205H137ZM184 204V203H183ZM183 204H181V205H183ZM27 205V204H26ZM31 205V204H30ZM29 205V206H30ZM39 205V204H38ZM37 205V206H38ZM51 205H52V203H51ZM50 205V206H51ZM63 206H64V204H62ZM78 205H80V204H78ZM78 205L77 206H75V207H78ZM86 205H88V204H86ZM86 205H85V207H86ZM91 205V204H90ZM93 205H95V204H93L92 203V207H93V209H89V211H91V210H96V208L98 207V205L99 204H97V206L95 205V207L96 208H94V206ZM212 205V206H213ZM0 206H2V204L0 205ZM36 206V205H35ZM35 206L33 207L34 209H35ZM36 206V207H37ZM49 206V207H50ZM53 206V205H52ZM51 206V207H52ZM100 206V205H99ZM114 207H115V205H113ZM129 206H131V205H129ZM172 206V205H171ZM173 206H174V204H173ZM228 206V207H229ZM22 207V206H21ZM31 207H32V205H31ZM46 207L47 208H49L48 207V205H46ZM58 207V206H57ZM56 206H55V208H57ZM68 207V206H67ZM74 207V208H75ZM104 207V206H103ZM103 207H102V210H103ZM123 207V206H122ZM121 207V208H122ZM128 207V206H127ZM136 207V206H135ZM185 207V206H184ZM227 207V208H228ZM1 208H3V207H1ZM20 207H18V209H19ZM27 208V207H26ZM137 208V207H136ZM138 208H139V205H138ZM137 208V209H138ZM161 208H163V206L161 207ZM167 208H170V206L169 207H167ZM181 208H182V206H181ZM198 208H197V212L199 213V212H201L200 210L198 211ZM202 208H204V207H202ZM216 208V209H215ZM221 209V211L222 212H220V215L219 216H222L223 215V211L225 212V210H227V209ZM233 208V210H234V212H235V208L234 207H232ZM231 208V209H232ZM4 209V208H3ZM2 209V210H3ZM6 209H7V211L9 210L8 208H7V206H6ZM25 209V208H24ZM23 208L22 209H19V212L21 211V210H24ZM28 209H29V207H28ZM43 209H45V208H43ZM42 209V210H43ZM99 209V208H98ZM97 209V210H98ZM109 209H112V208H109ZM120 209V208H119ZM134 207H133V211H134ZM137 209H135V212H136V210ZM140 209V208H139ZM177 209V208H176ZM175 209V210H176ZM180 209V208H179ZM178 209V210H179ZM192 210V211H189V210ZM210 209V210H209ZM1 210V213L3 214V211ZM26 211L24 212V214H26V216H27V212H28V210L27 209H25ZM33 210V209H32ZM31 210V211H32ZM48 210V209H47ZM78 210V209H77ZM77 210H76V212H77ZM82 210H83V208H82ZM81 210V211H82ZM88 210V209H87ZM101 210V206H100V211H99V213L102 211ZM105 210V209H104ZM114 210V209H113ZM178 210H177V215H178ZM194 210V211H193ZM204 210V209H203ZM205 210H207V209H205ZM6 211V213H5V215L7 214V213H10V212H7ZM11 211V210H10ZM15 210H13V211H11V213L10 214H13L12 212H14ZM39 211V210H38ZM41 211V210H40ZM54 210H52V212H53ZM80 211V212H81ZM106 211V210H105ZM104 211V212H105ZM164 211V210H163ZM180 211V210H179ZM186 210H185V212H187ZM210 212V214L208 213V212H204V218H202V215H203V212H201L200 214H198L197 215V213H196V215H195V217H200L201 216V218L203 219V220H205V222H207L206 223V225H205V222L203 221V224L206 226V227H208L207 225H208V222L209 223H212V221L210 220H206V218L207 219H210L212 216H211V213H213V212ZM227 211H229L230 212V207H229V210H227ZM225 212L226 214L228 213V212ZM4 212H5V209H4ZM18 214L17 215H19V212H18V210L16 211ZM22 212V211H21ZM33 212V211H32ZM41 212H43V211H41ZM45 212V211H44ZM49 212H50V210H49ZM52 212H51V214H52ZM75 212V213H76ZM92 213H94L93 211H91ZM90 212V213H91ZM107 212H108V210H107ZM159 212V211H158ZM171 212V211H170ZM172 212H175L176 213V211H174V210H172ZM196 212V211H195ZM233 212V211H232ZM237 212V211H236ZM263 212V211H262ZM30 212H28V214H29ZM34 213V212H33ZM37 213H39V212H37ZM60 213V212H59ZM98 212L96 213L97 215L99 214ZM110 213H112V212H110ZM175 213H173V216L175 215ZM214 213H213V215H214ZM218 213V212H217ZM217 213L215 214V215H217ZM222 213V214H221ZM231 213V212H230ZM240 213V214H239ZM9 214V215H10ZM23 214V213H22ZM41 214V213H40ZM50 213H48V215H49ZM54 215L56 214V213H53ZM52 214V215H53ZM87 214V213H86ZM104 214H106V213H104ZM109 214V213H108ZM107 214V215H108ZM114 214H116V212L114 213ZM131 213L129 212V215H130ZM168 214H170L169 216H172V213H168ZM179 214H183V213H179ZM187 213H184V215H186ZM191 213H189L188 215H189V217H188V215H187V218L190 220V221H187L188 222V224L191 222V219L190 218H193V216L192 215H190ZM194 214V213H193ZM207 214H209L208 216H207ZM16 215V216H17ZM21 215V214H20ZM32 215V214H31ZM48 215H46V216H48ZM52 215H50V217H52ZM53 215V216H54ZM67 215V214H66ZM72 215V214H71ZM74 215V214H73ZM72 215V216H73ZM77 215H78V212H77ZM100 215V214H99ZM99 215H98V218H99ZM110 215V214H109ZM117 215V214H116ZM115 215V216H116ZM128 215V217H130ZM175 215L174 217H175V219L177 218V217H179V216H181V215ZM205 215L207 216V217H205ZM230 215V214H229ZM239 215H241V217L242 218H240L239 217ZM245 215V216H244ZM7 216H8V214H7ZM11 216V215H10ZM13 216V215H12ZM22 217H23V215H21ZM57 216H58V214H57ZM86 216H88V214L86 215ZM86 216H85V214H84V216L83 217H85V219H86ZM92 216V214H89V216L87 217L88 218V220H89V217H91ZM113 216V215H112ZM111 216V217H112ZM164 216V215H163ZM167 212H166V214H165V216L163 217L164 218V220H162L166 225H164V223H163V225L164 226H167V224H169V223H166L165 221H166V219H167ZM191 216V217H190ZM211 216V217H210ZM218 216V217H219ZM232 216H234V214H232ZM257 216H258V214H257ZM261 216H263L262 214H261ZM2 218V220H4V219H6L5 218V216H4V218H3V216H1ZM35 217H37V216H35ZM61 217H64V216H61ZM82 216H80V218H81ZM93 217H94V215H93ZM117 217V216H116ZM122 217V216H121ZM166 217V218H165ZM174 217H172V219L171 220H175V219H173ZM184 217H186V216H184ZM183 217V220H187V218L185 219ZM195 217H194V219H195ZM197 217V218H198ZM210 217V218H209ZM214 217V216H213ZM211 218V219H214V218ZM218 217L216 216L215 217V220L213 221V222H215L217 219H218ZM230 218H232L231 216H229ZM229 217H227L226 218V220H227V222H228V220H229ZM249 217V218H248ZM259 217V216H258ZM20 218V217H19ZM26 218V217H25ZM24 218V219H25ZM27 218H28V216H27ZM26 218V219H27ZM33 218V217H32ZM47 218V217H46ZM58 218H60V215H59V217ZM68 218V217H67ZM66 218V219H67ZM72 218V217H71ZM125 218V217H124ZM182 218V217H181ZM180 218V219H181ZM197 218H196V220H197ZM199 219V220H202V219ZM235 218V217H234ZM239 218V219H238ZM264 218V217H263ZM262 218V219H263ZM35 219V218H34ZM34 219H32V220H34ZM37 219V218H36ZM50 219V218H49ZM49 219H48V222H49ZM52 219H54V218H52ZM73 219H75V218H73ZM92 220L94 219V218H91ZM127 219V218H126ZM129 219V218H128ZM170 219V218H169ZM178 219V218H177ZM176 219V220H177ZM178 220L179 222H180V224H181V221H182V219L181 220ZM221 219V218H220ZM220 219H218L217 220V224L221 221V223L223 222L224 223V220H225V218L223 217L221 220ZM233 219V218H232ZM236 219V218H235ZM260 219H261V217H260ZM8 220H10L9 218H8ZM15 220H16V218H15ZM38 220V219H37ZM42 220V219H41ZM46 220V219H45ZM60 220V219H59ZM64 220V219H63ZM82 220V219H81ZM81 220H78L77 219V221H79V222H81ZM118 220V219H117ZM121 220V219H120ZM168 220V219H167ZM170 220V221H171ZM175 220V221H176ZM196 220H194V221H192L193 222V224H195V221ZM199 220H197V221H199ZM243 220H242V222H243ZM11 221V220H10ZM16 221H18V220H16ZM24 221V220H23ZM36 221V220H35ZM72 221V220H71ZM74 221V220H73ZM77 221H75L76 223H78L79 224V222H77ZM83 221H84V218H83ZM87 221V220H86ZM91 220H89L88 222H86V223H88V224H90V223H92V222H94V221H92V222H90ZM103 221H105L104 219H103ZM126 221V220H125ZM155 221V220H154ZM169 220L167 221V222H170ZM184 221V222H185ZM196 221V222H197ZM236 220H235V223L237 222ZM248 221H246V222H248ZM259 221V220H258ZM262 221V220H261ZM260 221V222H261ZM0 222H1V220H0ZM4 222V221H3ZM3 222H1V223H3ZM20 222H22V220L20 221ZM39 222V221H38ZM37 222V223H38ZM46 222H47V220H46ZM45 222V223H46ZM66 222H67V220H66ZM90 222V223H89ZM95 222H97L96 220H95ZM122 222V221H121ZM156 222V221H155ZM226 221H225V223H227ZM232 222V225L234 224V226H235V223H233L234 222V220L233 221H231ZM230 222V223H231ZM242 222H241V224H242ZM251 222L249 223L250 225H251ZM256 222V221H255ZM264 222V221H263ZM262 222V223H263ZM1 223H0V225H1ZM11 223V222H10ZM15 222H13V224H14ZM31 223V222H30ZM41 223V222H40ZM42 223H44L43 221H42ZM41 223V224H42ZM58 223V222H57ZM98 223V222H97ZM96 223V224H97ZM157 223H160V222H157ZM157 223H156V225H157ZM162 223V222H161ZM200 223H202V221H200L199 222V224ZM222 223V225H224ZM16 225L18 224L19 225V223H15ZM51 224V223H50ZM59 225H60V223H58ZM62 225H63V223H61ZM95 224V225H96ZM99 224V223H98ZM170 224H172V226L171 225H169L171 228L173 227V223L171 222ZM176 224H177V221H176ZM176 224H174V225H176ZM179 224V223H178ZM177 224V225H178ZM179 224V225H180ZM184 224V227H185V225H187V223L185 224V223H183L182 222V225ZM190 224H192V223H190ZM202 224V225H203ZM214 224V223H213ZM237 225H238V222L236 223ZM255 224V223H254ZM17 225V226H18ZM29 225V224H28ZM44 225V224H43ZM42 225V226H43ZM52 225V224H51ZM54 225V227L57 229V225L55 226V224H53ZM65 225V224H64ZM68 225V224H67ZM77 225V224H76ZM80 225V224H79ZM83 226L84 225H86V227H85V229L87 228V224H82ZM94 224H93V227L95 226ZM103 225H105V223L103 224ZM102 225V226H103ZM106 225H107V223H106ZM106 225L103 227V229L106 227ZM142 225V224H141ZM161 224H159L158 225V227L160 226ZM163 225H162V227H163ZM176 225V226H177ZM178 225V226H179ZM182 225H180L179 226V228L182 226ZM215 225H216V223H215ZM213 226L214 228L216 227V226ZM222 225H217L218 226V228L216 227L215 229H219ZM239 225H240V223H239ZM256 225H257V223H256ZM264 225V224H263ZM262 224H261V227L263 226ZM2 226V225H1ZM1 226H0V229H1ZM33 226H34V223H33ZM33 226H31V228L33 227ZM91 226V225H90ZM99 226H101V224L99 225ZM110 226V225H109ZM109 226H107V227H109ZM176 226H174L175 228H176ZM190 225H188V227H189ZM197 226V225H196ZM198 226H200L201 227V224L200 225H198ZM197 226V227H198ZM204 226V228H206ZM212 226V225H211ZM225 226H228V225H225ZM230 226V225H229ZM244 226V225H243ZM249 226V225H248ZM255 226V225H254ZM254 226H249L248 228H246V229H244V228H235V229H232V227H231V229L229 228V229H227V230H223L224 231V233H223V235L221 236V239H222V241H223V243L221 242V244H219L218 242H216V240H214V242L212 241V244L213 243H215L216 245L214 246L215 247V249L213 248V247H211V248H213V250H214V252H212V253H209V254H207L206 256L208 257L207 259H205L204 261H203V258H202V261L203 262H201L200 264H264V228L262 227H258L257 228V226L256 227H254ZM19 227V226H18ZM21 227V226H20ZM49 228H51V226H48ZM59 227V226H58ZM66 228L68 227V226H65ZM64 227V228H65ZM74 227H75V224H74ZM73 227V228H74ZM97 227H98V225H97ZM95 228V229H98V228ZM106 227V228H107ZM149 227V226H148ZM157 227V228H158ZM161 227V228H162ZM188 227H186L187 229H188ZM193 226H191V228H192ZM203 227V226H202ZM240 227V226H239ZM11 228H12V226H11ZM14 228H15V226H14ZM33 228H35V226L33 227ZM38 228H40V226H38L37 227V229ZM42 228V227H41ZM40 228V229H41ZM45 228V227H44ZM48 228V229H49ZM53 228V227H52ZM64 228H62V229H64ZM76 228V227H75ZM77 228H82L81 226H79V227H77ZM155 228H156V226H155ZM153 229V230H158V229H160V228H158V229ZM178 228V227H177ZM190 228V227H189ZM190 228V229H191ZM204 228H196L195 226L193 227V230L194 231H196V229H198V232L201 230V231H203L202 229H204ZM209 228V227H208ZM224 229H226L227 227H223ZM7 229V228H6ZM21 229V228H20ZM19 229V230H20ZM25 229H26V227H25ZM27 229H29V228H27ZM26 229V231H29V233H30V230H27ZM60 229V228H59ZM84 228L83 229H81V233H82V230H84V232H86L87 233V231L85 230ZM88 229V228H87ZM90 229V228H89ZM92 227H91V230L90 231H92ZM108 229V228H107ZM107 229H106V231H107ZM167 229H169V228H167ZM167 229H165V230H167ZM184 229V228H183ZM190 229H188V230H190ZM200 229V230H199ZM2 230V229H1ZM4 230H5V227H4ZM22 230V229H21ZM20 230V231H21ZM33 230V229H32ZM35 230H36V228H35ZM68 230V229H67ZM102 230V229H101ZM105 230V229H104ZM104 230H102L103 232H104ZM162 230V229H161ZM165 230L164 231H161V232H165ZM182 230V229H181ZM181 230H179L178 232H177V230H176V234H179V232L181 231ZM188 230H187V232H188ZM192 230V229H191ZM190 230V231H191ZM192 230V231H193ZM208 230H210V229H208ZM221 230V229H220ZM8 231H9V229H8ZM23 232H25V230H22ZM41 231V230H40ZM39 231V233H37V231H36V233L38 234L37 235V237H36V235L35 236H32V233H31V235L29 234L28 236H29V238H30V236H32V240H37V238H39L38 239V241L40 242V241H43V239L42 240H40V235L39 234H42L43 233V235H44V233H45V231L44 232H40ZM50 231V230H49ZM73 231H74V229H73ZM77 231V230H76ZM98 231V230H97ZM96 231V232H97ZM150 231V230H149ZM151 231H152V229H151ZM175 231V230H174ZM183 231V230H182ZM192 231L190 232V233H192ZM193 231V232H194ZM200 231V232H201ZM205 232H207V228L204 230ZM212 231V230H211ZM2 232H4V231H2ZM19 232V231H18ZM17 232V233H18ZM32 232V231H31ZM65 232H66V230H65ZM67 232H69V231H67ZM71 232V231H70ZM103 232H102V235H103ZM144 232V231H143ZM153 232L154 231H152V234H153ZM158 232H159V230H158ZM168 232H170V230L168 231L167 230V233ZM185 231H183V233H184ZM209 232V231H208ZM214 232H216L215 230H214ZM222 232V231H221ZM220 232V233H221ZM6 233H8V232H6ZM25 233H27V232H25ZM79 233V232H78ZM80 233V234H81ZM92 233V232H91ZM93 233H95V231L93 232ZM98 233H100L101 234V232H99L98 231ZM145 233V232H144ZM155 233H157V231L155 232ZM181 234H179L180 236L183 234L182 232H180ZM195 233V232H194ZM203 233V232H202ZM201 233V234H202ZM74 234H75V232H74ZM73 234V235H74ZM83 234V233H82ZM89 234V233H88ZM140 234V236L141 237H143V233L141 234V233H139ZM138 234V235H139ZM149 234V233H148ZM147 233H146V235L144 234V239H145V236H147L148 235ZM159 234V236L157 237V235ZM165 234V233H164ZM171 234H173V231H172V233ZM186 234V233H185ZM201 234H200V236H201ZM203 234H205V233H203ZM210 234V233H209ZM212 234V233H211ZM213 234H215V233H213ZM213 234L211 235V237L213 236ZM216 234L218 235V231L216 232ZM34 235V234H33ZM42 235V236H43ZM70 235V234H69ZM95 237L94 238H96V234H93ZM138 235H135V236H133V237H136V236H138ZM151 235V234H150ZM150 235H148V236H150ZM157 235L155 234H153V235H151V238H152V236L153 237H155L156 236V238L158 239H160L161 238V236L163 237V234L162 233H157ZM170 235V234H169ZM169 235L167 236V234H165V236L166 237H169ZM175 235V232H174V234L172 235V236H174ZM193 235V234H192ZM192 235L190 234L189 236L190 237H192ZM197 235H199V234H197V232L193 235L194 237H196ZM19 236V235H18ZM39 236V237H38ZM48 236H50V235H48ZM53 236V235H52ZM91 236H92V234H91ZM90 236V238H92ZM140 236H138V237H140ZM165 236H164V238H165ZM169 237V238H173L174 240H175V244H171L170 246H172L171 247V249H169L168 247V250L167 249H165V250H167V251H170V253L169 252H167L168 254H169V257H170V254H171V252L173 251V246L175 247V245H178V243H180V244H184L183 246H184V248L183 247H181L182 245H178V247H181V248H183V249H185V250H189V248L191 249V247H192V249L193 248H195V247H198L201 243H204L205 242V240L203 239V236H198V237H200V241L197 239V237H196V240H198V241H195L194 239V242H193V245L190 247L189 245H188V247H186L185 248V244H188L189 242V240L192 242L193 240L190 238V237H187L189 240L187 241V238L186 237H183V239L184 238H186V239H184L187 243H183V242H185V241H181V239H180V236H178L177 235V238L178 239H180V241L181 242H178L179 240L177 239H175L174 237ZM182 236H184V235H182ZM188 236V235H187ZM216 236V235H215ZM17 237V236H16ZM34 237H36L35 239H33ZM80 237V236H79ZM79 237H77L76 236V239L78 238V241H79ZM98 237H100V236H98ZM97 237V238H98ZM132 237V238H133ZM137 237V238H138ZM4 238V237H3ZM51 238V237H50ZM54 238V237H53ZM73 238V237H72ZM82 238V241H83V237H81ZM93 238V239H94ZM155 238V239H156ZM164 238H162V240H165ZM169 238H167V239H169ZM182 238V237H181ZM202 238V239H201ZM205 238H208V235H207V237H206V234H205ZM209 238H210V236H209ZM213 238V237H212ZM218 238H219V236H218ZM217 238V239H218ZM7 239H9V238H7ZM44 239H46V238H44ZM56 239V238H55ZM71 239V238H70ZM140 239V238H139ZM143 239V241H145ZM155 239H153V241L155 240ZM157 239H156V241H154V243L156 242L157 243ZM158 239V240H159ZM167 239L165 240V241H167ZM182 239V240H183ZM211 239V238H210ZM220 239V238H219ZM2 240V239H1ZM5 240V239H4ZM3 240V241H4ZM10 240V239H9ZM17 240V239H16ZM19 240V239H18ZM17 240V241H18ZM21 240V239H20ZM81 240V239H80ZM85 240V239H84ZM96 240V239H95ZM132 240V239H131ZM130 239H129V243L131 242V244L129 245V243H127L128 244V246H127V244H122V245H120V246H124L122 249L125 251L126 250V247L127 248H129V249H131L132 250V248H130V246L135 242V240L137 241V242H141V240H142V238H141V240L139 241L138 239H134L133 241L134 242H132ZM171 240V241H170ZM169 241H170V243L171 242H173V240L172 239H170ZM202 240H204L203 242H201ZM213 240V239H212ZM244 240H247L248 242H246V243H243V241ZM16 241V242H17ZM29 241V240H28ZM48 241V240H47ZM50 241V240H49ZM51 241H52V238H51ZM54 241V240H53ZM75 241V240H74ZM77 241V240H76ZM75 241V242H76ZM78 241H77V243L76 244H78ZM88 241H89V239H88ZM88 241H87V239H86V242H85V245L88 243ZM94 240H92L91 241V239H90V241L89 242H93ZM152 241V242H153ZM168 241V242H169ZM207 241V240H206ZM9 242V241H8ZM31 241H29L28 243H30ZM44 242V241H43ZM114 242V241H113ZM112 242V243H113ZM146 242V241H145ZM144 242V243H145ZM151 241H150V243H152ZM176 242H178L177 244H176ZM198 242H200L197 246H195V244H197ZM207 242H209V241H207ZM1 243H5V242H0V244ZM13 243H15L14 241H13ZM23 243H24V241H23ZM27 243V242H26ZM36 243L38 244V242L36 241ZM45 243V242H44ZM57 243V242H56ZM68 243V242H67ZM70 243V242H69ZM84 242H82V244H83ZM159 243H162L161 242V239H160V242ZM159 243H157V244H159ZM165 243H167V242H165ZM195 243V244H194ZM217 243H218V245H217ZM37 244H36V246H37ZM41 244V243H40ZM51 244V243H50ZM75 244V243H74ZM140 244V245H139ZM135 243L134 244V246L136 245L137 247H141V249L143 250L144 248H142V247H144V245L142 244V242L141 243ZM143 246H142V245ZM147 245V247L149 246V247H151L152 245L151 244H149V243H146ZM149 244V245H148ZM156 244V245H157ZM162 244H164V242L162 243ZM168 245H169V243H167ZM208 244V243H207ZM210 244H211V241H210ZM209 244V245H210ZM9 245H12V243L11 244H9ZM8 245V246H9ZM41 245H43V244H41ZM57 245H59L58 243H57ZM56 245V246H57ZM80 245V244H79ZM84 245V244H83ZM119 245L117 246V248L119 247ZM126 245V246H125ZM139 245V246H138ZM153 245H155V244H153ZM155 245V246H156ZM165 245V244H164ZM204 245H206L205 243H204ZM204 245H202L201 247H203ZM0 246H2V244L0 245ZM30 246H32V245H30ZM47 246V245H46ZM55 246V247H56ZM69 246V245H68ZM75 246V245H74ZM90 246H92V245H90ZM134 246L132 245L131 247H133L134 248ZM154 246V247H155ZM167 245H165V247H166ZM187 246V245H186ZM193 246H195V247H193ZM12 247V246H11ZM10 247V249H12V250H14L13 248H11ZM27 247V246H26ZM33 247V246H32ZM32 247L30 248V249H32ZM35 247V246H34ZM40 247V246H39ZM44 247V251H45V246H42L41 248H39L40 250H39V252H41ZM76 247H78V246H76ZM100 247V246H99ZM99 247H97L98 249H99ZM110 247V246H109ZM137 247H135V248H137ZM153 247V246H152ZM160 247H162L161 245H160ZM159 247V248H160ZM178 247H177V249H178ZM7 248V247H6ZM28 248V247H27ZM47 248H49V247H47ZM62 249H64L63 247H61ZM91 248V247H90ZM97 248H95V249H97ZM117 248H115L114 249V251L115 250H117ZM121 248V247H120ZM125 248V249H124ZM159 248H158V250H159ZM176 248V247H175ZM174 248V249H175ZM180 248V249H181ZM200 247H198L197 249L198 250H200V249H202V248H200ZM2 249V248H1ZM1 249H0V253H2V251H4L3 249H2V251H1ZM9 249V250H10ZM22 249V248H21ZM29 249V248H28ZM34 249V248H33ZM38 249V248H37ZM42 249V250H41ZM53 249V248H52ZM70 249V248H69ZM72 249V248H71ZM82 249V248H81ZM80 249V250H81ZM84 249V248H83ZM86 249V248H85ZM101 249V248H100ZM119 249V248H118ZM148 249V248H147ZM152 249V248H151ZM160 249H162L163 250V248H160ZM183 249H181V252H182V250ZM196 248H195V250H197ZM204 249H205V247L202 249V252L204 251ZM12 250H10V251H12ZM17 250H20V248H18ZM88 250H90V249H88ZM112 250V249H111ZM110 250V252H113L114 253V256L117 254H115V252L112 250L111 251ZM138 250H140V248L138 249ZM138 250H135V251H138ZM145 250V251H144ZM143 251V253H146L147 251H146V248L144 249ZM165 250H164V256L167 254H165ZM179 250V249H178ZM184 250V251H185ZM208 250V249H207ZM206 250V251H207ZM212 250V251H213ZM22 250H20V252H21ZM49 251H50V249H49ZM49 251L47 250L46 251V253L48 252L49 253ZM56 251V250H55ZM54 251V252H55ZM68 251V250H67ZM75 251V250H74ZM94 251V250H93ZM96 251V250H95ZM117 251H120V249L119 250H117ZM116 251V252H117ZM124 251H122V254L120 253L119 255H121V257H122V255L124 254ZM135 251L133 250V253H128L127 254V251L125 252V254H127V255H131V258L133 257V258H135L134 256H135ZM175 251H176V249H175ZM182 252L183 254L184 253H187L188 255H189V253L191 254V252L193 253L192 255H195L196 253H197V251H190L189 250V253H188V251H185V252ZM201 251V250H200ZM199 251V252H200ZM209 251V250H208ZM8 253H9V251H7ZM18 252V251H17ZM24 252L25 251H23V252H21L23 255H24ZM30 251H28V253H29ZM60 253L61 252H65V249H64V251H59ZM89 252H91V251H89ZM109 252V256H110V253ZM151 252H153V249H152V251ZM163 253V251H160V253H158V255L156 254V256H159V254H162ZM174 252V251H173ZM172 252V256H174L173 254H175V253H173ZM11 253V252H10ZM58 253V252H57ZM76 253V252H75ZM80 253V252H79ZM82 253V252H81ZM84 253V252H83ZM87 253V252H86ZM86 253H84V255L86 254ZM104 253H106V255H108L107 253L108 252H104ZM139 253H141L140 251H138L136 254H139ZM154 253H157V251H156V249H155V252ZM154 253H152L153 255H154V257H155V254ZM204 254H205V252H203ZM16 254V253H15ZM20 254V253H19ZM52 254H53V252H52ZM56 254V253H55ZM62 254V253H61ZM78 254V253H77ZM88 254V253H87ZM101 254V253H100ZM99 253H98V257L97 258H99V255H100ZM134 254V255H133ZM148 253H146V255H147ZM151 253L150 254H148V256H146L145 254V256H146V258L148 257L149 258V261L150 260H152L151 258H153V257H151L150 258V256L149 255H152ZM167 254V255H168ZM180 254V255H179ZM179 254H175L176 255V259H174L175 257H173V259H172V256L169 258L171 261H173V260H175V264L177 263L176 262V260H177V257H179V256H181V253H179ZM200 254V253H199ZM198 253L196 254V255H199ZM9 255V254H8ZM35 255V254H34ZM46 255V254H45ZM56 255H59V254H56ZM70 255V254H69ZM73 255V254H72ZM83 255V256H84ZM92 255H94L93 253H92ZM102 255H104V254H102ZM106 255H104V256H106ZM133 255V256H132ZM160 256V257H163L164 258V256ZM178 255V256H177ZM185 255V254H184ZM184 255L182 256V257H184ZM196 255L193 257V256H191V255H189V256H191L190 258H192V259H189L188 257V263H186L187 261V259H183L184 260V262L186 263V264H191L190 263V261H192L193 260V264H195V262H197L198 260H196L195 262H194V259H196L197 257H196ZM203 255V254H202ZM31 256H33L32 255V253H31ZM41 256V255H40ZM47 257H48V255H46ZM45 256V257H46ZM50 256V255H49ZM53 256V258H54V255H52ZM63 256V255H62ZM65 256V255H64ZM74 256H76V255H74ZM80 256H82V255H80ZM83 256H82V258H83ZM109 256H108V258H109ZM117 256V257H116ZM115 257H116V259L119 257L118 256V254L116 255ZM125 256L126 255H123V257H124V259H126V258H129V256H127L126 258H125ZM137 256V255H136ZM139 256V258L137 257V260L139 261V260H141V259H145V258H143V257H145V256H143V255H138ZM143 256V257H142ZM200 256V255H199ZM198 256V257H199ZM27 257H29V256H27ZM26 257V258H27ZM43 257V256H42ZM87 257V256H86ZM91 257V256H90ZM90 257H89V261H91L90 260ZM107 257V256H106ZM123 257L121 258V260L123 259ZM160 257L159 258H157V259H159L160 260ZM166 257V256H165ZM203 257H204V255H203ZM4 258H5V256H4ZM19 258H21V257H19ZM25 258V257H24ZM36 258V257H35ZM40 258V257H39ZM57 258H58V256H57ZM56 258V259H57ZM61 258V257H60ZM74 258V257H73ZM92 258V257H91ZM114 258V257H113ZM141 258V259H140ZM162 258V259H163ZM166 258H168V257H166ZM165 258V259H166ZM179 258H181V257H179ZM178 258V259H179ZM9 259H11V258H9ZM37 259V258H36ZM44 259V258H43ZM48 259V258H47ZM63 259V258H62ZM66 259V258H65ZM65 259H63V260H65ZM88 259V258H87ZM93 259V261H94V259L95 258H92ZM100 259H102V257H101V255H100ZM99 259V260H100ZM107 259V258H106ZM105 259V260H106ZM115 259V258H114ZM130 259V258H129ZM182 259V258H181ZM198 259V258H197ZM13 259H11V261H12ZM32 260H33V258H32ZM46 260V259H45ZM52 260V259H51ZM63 260H62V262H63ZM76 260V259H75ZM80 260H82L81 258H80ZM85 260H86V258H85ZM84 260V261H85ZM95 260H97V259H95ZM98 260V261H99ZM111 260V259H110ZM110 260H108L109 262H110ZM159 260L157 261V263L159 262ZM180 260V259H179ZM14 261V260H13ZM18 261V260H17ZM40 261V260H39ZM38 261V262H39ZM44 261V260H43ZM87 261V260H86ZM102 261H103V259H102ZM119 261H120V257H119ZM122 261H124V260H122ZM121 261V262H122ZM145 262H146V264H150V262H148V261H146V260H144ZM155 260L153 259L152 260V262L151 263H153ZM156 261H155V264H156ZM170 261V263H172ZM2 262V261H1ZM9 262H10V260H9ZM21 262H22V260H21ZM32 263H33V261H31ZM37 262V263H38ZM51 262V261H50ZM67 262H68V259H67ZM73 262V261H72ZM82 262V261H81ZM92 262V261H91ZM101 262V261H100ZM109 262H107V263H109ZM113 262V261H112ZM125 262H127V261H125ZM137 262V261H136ZM136 262L134 263V264H136ZM141 262V263H140ZM181 262V261H180ZM200 262V261H199ZM199 262H197L198 264H199ZM5 263V262H4ZM46 263H48V262H46ZM52 263H55L54 261L52 262ZM58 263H59V261H58ZM75 263V262H74ZM80 262H78V264H79ZM87 263V262H86ZM86 263H84V264H86ZM93 263V262H92ZM99 263V262H98ZM106 264L104 261L102 262V264ZM114 263V262H113ZM123 263V262H122ZM128 263V262H127ZM130 263V262H129ZM139 263L140 264H142L143 263V261H139ZM182 263V262H181ZM185 263H183V264H185ZM196 263V264H197ZM7 264V263H6ZM9 264V263H8ZM15 264V263H14ZM18 264H20V263H18ZM24 264H25V260H24ZM27 264H28V262H27ZM43 264V263H42ZM60 264V263H59ZM63 264H64V262H63ZM68 264V263H67ZM69 264H71V262H69ZM76 264V263H75ZM90 264V263H89ZM101 264V263H100ZM112 264V263H111ZM115 264V263H114ZM116 264H117V262H116ZM126 264V263H125ZM133 264V263H132ZM145 264V263H144ZM158 264H161V263H158ZM165 264V263H164ZM169 264V263H168ZM178 264V263H177ZM180 264V263H179Z\"/></svg>",
	"mask_w": 264,
	"mask_h": 264
},
{
	"label": "rangeland",
	"instance_id": "rangeland-1",
	"mask_svg": "<svg viewBox=\"0 0 264 264\" xmlns=\"http://www.w3.org/2000/svg\"><path fill=\"white\" fill-rule=\"evenodd\" d=\"M235 2H236V4H237V0H233V2H232V4L234 3L235 4ZM235 4V5H236ZM235 5H232V6H234L235 7ZM221 11H223V12H225V13H229V14H231V12H230V10L228 9H224V10H221ZM263 11H264V7H263V10H261V14H258V16H262V15H264V13H263ZM224 13V14H225ZM229 14H228V16H229ZM225 16H227V14L225 15ZM227 16V17H228ZM232 16V15H231ZM258 16H256V17H258ZM260 16V17H261ZM249 17V19H245V18H248ZM254 17H255V15H254ZM254 17H252L251 16V18L253 19ZM254 18L253 20H251V18H250V16H245V17H243L244 19H243V21L245 22V24L242 22L241 24H239L240 25V27L238 26V24H237V22L236 21H234L235 19L234 18H230V16L227 18L228 19V21H227V19L226 20H224V22H227V23H224L223 22V20L220 22V21H218V22H213L212 24H210L209 26H207L208 28L207 29H205L202 33H200V34H198L200 37H198V35H194V37H191L190 38V40H192L193 42H191V41H189V39H188V41H186V43H187V46H188V48H191L190 50H192V51H195V53L194 52H192L191 51V53H190V55H186V59L184 58V61L183 62H189V60H193L192 62H194V63H196V60H195V58L194 57H197V60H198V58H199V62H197L198 64H199V66H197L196 67V65H198V64H194L195 66L193 67V68H189V66H186V67H184V69L186 68V70L188 69V71L187 72H193V70H194V72H195V69L197 68H199V70H198V72L195 74L194 72V74L192 73V75H191V77H190V75L189 76H187V77H190V78H188L187 80L189 81V79H191L193 76L195 77V76H197V75H199V78H200V76L202 75V76H204V79H205V76L207 75L206 73L207 72H209L206 68H207V66H209V68H210V70L212 71H210L211 73V75L209 74V75H207V77H208V79H207V77H206V79L208 80V81H206V80H203V78H202V76H201V78H200V80L202 79V81L200 82V83H202L203 81H206V83L208 84V85H206V83H205V85L203 84V86H201L200 85V83H199V79H198V76L197 77H195V78H197V79H195V78H192V80H197V82L195 81L194 83L192 82V80L191 81H187L186 83H185V81H184V79L182 80V81H184V86L181 84V80H178V82H180L178 85H180V86H178L177 85V87H176V85L175 84H177L178 82H176V80L175 81H170V79L172 80L173 78V76H174V74H175V72H176V74L178 75V78H180V76L181 75H179V74H181L182 73V70L183 71H185L184 69H180V71H178L179 73H177V71H175L176 70V68H175V70H174V68H173V70L170 68L169 69V71H171L172 70V73L171 74H169V75H167L168 73L167 72H169V71H166V75L165 76H167V78H168V81H167V78H165L166 80L165 81H167V82H165V81H163L162 83H159V84H157V86H159V87H157L156 86V88L154 87L153 89H155V90H158V89H160L159 90V92L161 91L162 93H160V94H168V95H165V96H163L162 98H157V96L155 97L156 98V104H155V100H154V97H152V96H149V97H145V98H142V99H144V102H143V100L141 99V100H137L136 102H138V101H140V102H143V103H145V105H146V102L145 101H147V105H146V107L147 106H149L150 108H151V106H152V104H151V106H150V104L148 105V102H150V103H153L154 102V106L156 105V107H154V106H152V108H151V110H150V112L148 111V109L146 108L144 111H142L143 110V108H145L144 107V104H136V102L135 101H133V102H130L128 105L129 106H127L126 105V109H128V110H126L125 108V110L128 112H126V111H124V109H123V111L124 112H122V114H123V116H124V114H126L125 115V118L126 117H128V116H133L132 114H134L135 113V111L137 110V108L139 109V107H137L136 108V105H140L141 107H140V110L137 112V113H139L138 115H137V113H136V116H135V118H134V116H133V122L132 121H130L129 122V120H127V119H125L124 117H123V119H120V118H122V115H120V114H115V117H119V115L121 116V117H119V120H116V119H118V118H114V115L112 114V112H110V113H107L106 115H104V116H102V117H100V119H99V117L98 118H94V119H92L91 121L92 122H90L89 121V123H88V125L91 123V125H89L88 127H90V126H94L93 124H95V126H94V128H95V134H90V139L88 138V136H89V134H86V136L84 135L82 138H78L76 141L77 142H75L76 144H74L73 145V147H72V149L71 150H69V151H65V150H62L61 152V154H60V151H59V156L60 157H58V159H57V161H50V162H42V164L40 165V163H37L36 164V166H34V167H20V168H17V167H13L12 168V170L14 171V175H13V177L12 178H10V179H8V180H6V181H4V182H0V190L2 191H0V193H2L1 195H0V205L2 204V206H0V220H1V222H3V223H1V229H0V242L2 241V242H5V243H1L2 244V246H0V249L2 248L4 251H2V249H1V251H2V253H0V264H18V263H20V264H24V260H25V264H27V262H28V264H63V262H64V264H69V262H71V264H78V262H80L79 264H84V263H86V264H102V262L104 261L106 264H116V262H117V264H134L136 261V264H140L139 263V261H143V263L142 264H146V262L144 261V260H146V261H148V262H152V260L154 259L155 261L157 260H159V259H157V258H159L160 256H162L163 254H164V250L165 249H167L168 250V248L169 249H171V247L172 246H170L172 243L173 244H175V240L173 239V238H169V237H171L173 234H174V232H175V235L174 236H172V237H176L175 239L177 240L178 238H177V235L178 236H180L179 234H181L180 232H182L183 233V231H185L182 235H184V236H180V239H181V241H185L184 239H186L187 237H190L189 235L191 234H195L196 232H197V234H199V235H195L196 237H197V239L200 241V237L201 236H203V239L205 240H207V241H209V242H207L206 240H205V244L206 245H204V243H201L198 247H200V248H204L205 247V249H204V251L203 252H205V254L202 252V249H200V250H198L197 248L198 247H195V246H197L200 242H198L197 244H195V246H193V247H195L197 250H195V248H193L192 249V245H193V242H194V240L195 241H198V240H196V237H194L193 235H192V237H190L193 241L191 242L188 238H187V241L189 242L188 244H185V248L186 247H188V245L191 247V249L189 248V250L190 251H197V253L200 255H196V257L198 258H196V259H194V262L196 261V260H198L197 262H199V264L201 263V262H203L205 259H207L208 257L206 256L207 254H209V253H212V252H214V250H213V248L215 249V243H213L212 244V241L214 242V240H216V242H218L219 244H221V242L223 243V241H222V239H221V236L223 235V233H224V231L223 230H227V229H231V227H232V229H235V228H244V229H246V228H248L249 226H254V227H256L257 226V228L259 227H261V224L263 225L264 224V210H261V211H259V212H257L255 215H254V217H255V220H253V223L251 222V221H248V219H245V218H247V216L246 217H243L244 218V220L243 219H240V222L239 221H237V214H238V212H240V210H238L239 209V207H240V205H241V202L244 200V199H246V197H247V199H248V194H249V192L251 191V189H252V192L253 193H251L250 192V198L252 197V198H254L253 200L252 199H250L251 200V203L253 202L254 203V201L256 200V202H257V200H258V202H260V205H257V206H260L262 209H264V187H262V185H264V51H262V49L264 50V41L262 42L261 40V42L259 41V38L260 39H262V40H264V36L262 37V36H260V35H257V37H255L256 38V40L255 39H252V40H255L254 42L252 41V40H250V38H253L254 37V35L253 36H251L252 34H250L249 32V30H250V27H251V25H254L255 26V28L256 29H261L263 26H264V16H262L261 18L260 17H258V18ZM230 18V19H229ZM234 19V20H233ZM258 21V23L257 24H260V25H257L256 24V20ZM260 19V20H259ZM263 20V21H262ZM261 21H262V23H261ZM233 22V23H232ZM248 22V23H247ZM260 22V23H259ZM224 23V24H223ZM231 23H232V25H231ZM250 23V26L249 27H246V25L247 24H249ZM252 23V24H251ZM216 25L218 28H220V29H217L216 30V26H212V25ZM221 24H222V26H221ZM263 24V25H262ZM229 25H231V26H229ZM237 28H236V27ZM241 26H242V28H241ZM248 26V25H247ZM253 26V27H254ZM212 27V28H211ZM214 27V28H213ZM232 27H234V30H233V28ZM243 27H245L248 31H245L244 29H243ZM253 27H251L252 29H254L255 30V28H253ZM209 28H211V29H209ZM226 30H225V29ZM264 28V27H263ZM221 29H222V32L224 33H227L226 31H229L227 34H225V35H223V33L221 32ZM224 29V30H223ZM227 29H229V30H227ZM232 31H231V30ZM236 29H237V31L239 32V31H241V37H239L238 38V36H239V34L238 33H236L237 31H236ZM244 31H243V30ZM251 29V30H252ZM207 30V31H206ZM210 30V31H209ZM218 30H220V31H218ZM253 30V31H254ZM214 31V32H213ZM231 31V32H230ZM207 32H208V34H207ZM215 35L216 33H217V35H215L216 37H214V35H212V33ZM236 34H235V33ZM243 32H244V34H243ZM210 33H211V35H210ZM219 33V34H218ZM223 35H221V34ZM230 33H232L231 34V37H230ZM240 33V32H239ZM203 35V37H202V35ZM234 34H235V36H234ZM205 35H206V37H205ZM208 35H210V36H208ZM219 35H221L220 37L221 38H219ZM246 36V38H245V36ZM227 36H229V37H227ZM232 36H234L235 38H233ZM244 36V37H243ZM250 36V37H249ZM256 36V35H255ZM260 36V37H259ZM225 37V39H223ZM262 37V38H261ZM212 39L211 41L209 40V39ZM216 38H219V39H223V40H220L219 41V39H217L216 40ZM242 38V39H241ZM196 39V40H195ZM200 39V40H199ZM234 39V41L235 42H233V41H231V40H233ZM236 39H237V41H238V43L236 42ZM239 39V40H238ZM241 39V40H240ZM243 39L247 42V40H248V42L246 43L245 41V46H244V44H243ZM195 40V41H194ZM203 42H202V41ZM197 41H198V43H197ZM218 41V42H217ZM241 41H242V43H241ZM253 42V44H252V42ZM256 41H259V44L257 45V47H256V44H257V42ZM197 44H196V43ZM210 42H212V45L214 46H212V48H214V49H216V52H214L215 53V55H214V53H213V55H211L212 54V52L210 53L209 52V54L210 55H208L207 53H208V51L206 52V48H207V50H208V47H211V45H209V43ZM215 42V43H214ZM226 42V43H225ZM231 42H233V43H231ZM195 43V45H193ZM208 43V44H207ZM217 43V44H216ZM260 43H262V44H260ZM189 44V45H188ZM199 44H200V46L202 47V49L203 50H201V48H200V46H199ZM211 44V43H210ZM223 44V45H222ZM206 45H207V47H206ZM209 45V46H208ZM225 45V46H224ZM227 45V46H226ZM235 45V46H234ZM239 45H243L245 48H243V51H242V47L243 46H239ZM255 45V46H254ZM261 45H263V46H260ZM193 46H195V47H197L196 48V50H198L199 52H197L196 50H194L195 49V47H192ZM223 46V47H222ZM226 47H227V49H226ZM236 47H238L239 48V50H240V52H239V50H236V51H234L235 50V48ZM247 47H251V48H253V49H250L249 48V51H248V48ZM258 47H260V49H257ZM231 48V50H229ZM238 48H236V49H238ZM256 48V50H261L260 52H259V54L254 50ZM205 49V50H204ZM245 49V50H244ZM221 50V51H220ZM251 50L253 51V53L255 54V52H256V55H252V52H251ZM218 51V52H217ZM222 51H224L223 53H221ZM226 51H227V53H226ZM233 51V52H232ZM242 51V52H241ZM203 52H205L206 54H207V56H209V57H211V58H208V57H206L205 55V53H203ZM230 52H232V53H230ZM239 52V53H238ZM196 54L197 53V56L196 55H194V54ZM199 53H200V55H199ZM201 53H203L202 54V56H201ZM218 53H219V55H218ZM235 53H236V55H235ZM238 53V54H237ZM221 54V55H220ZM225 54V56H223ZM230 54V55H229ZM234 56V57H232V55ZM239 54H241V55H239ZM194 55V57H192ZM198 55L202 58H200V57H198ZM226 55H228V56H226ZM183 56H185V55H183ZM183 56L182 57H180L179 59H182L183 60ZM190 56H191V58H190ZM212 56L215 58V59H213L212 58ZM217 56H219V57H217ZM221 56H222V60H223V62H222V60H221ZM242 56H243V58H242ZM244 56H248L247 58L246 57H244ZM263 56V57H262ZM190 58V59H188V58ZM226 57V58H225ZM235 57H237V58H235ZM208 58V59H207ZM217 58H220V59H218L217 60ZM228 58V59H227ZM233 58H235V59H233ZM238 58L240 59V60H242L243 61V59H244V61L242 62V61H239L238 60ZM245 58H246V60H245ZM250 58V59H249ZM251 58H252V61L250 62V60H251ZM204 59V60H203ZM205 59H207L208 60V62L206 63V60ZM215 61H213V60ZM227 59V60H226ZM229 59L230 60H232V61H230L229 62ZM247 59H248V61H247ZM203 60V61H202ZM217 60V61H216ZM226 60V61H225ZM202 61V62H201ZM210 61V62H209ZM213 63H212V62ZM219 61V62H218ZM222 63H221V62ZM235 61V62H234ZM185 62V63H186ZM204 62V63H203ZM225 62H226V65H224L225 64ZM229 62V63H228ZM240 63V65H242V63H243V67L241 66L240 67V65H239V63ZM242 62V63H241ZM245 62H247V63H245ZM205 64L204 66H206L205 68L203 67V64ZM218 63H219V65H218ZM237 64V67L236 66H234L233 64ZM202 64V65H201ZM213 64V65H212ZM215 64V65H214ZM221 64H222V67H221ZM235 64V65H236ZM201 65V66H200ZM211 65V66H210ZM216 65H218V66H216ZM230 65V66H229ZM232 65H233V68H230V69H228L229 67H232ZM196 67V68H195ZM200 67H201V69L202 68H204L203 70L204 71H206L207 70V72H205V74L206 75H204V71H202L201 69H200ZM214 67V69H212V68ZM217 67L218 68H227V69H223L222 71H221V69H217ZM236 67V68H235ZM195 68V69H194ZM216 68V69H215ZM240 68V69H239ZM215 70V71H214ZM225 70H228L227 72L225 71ZM233 70V71H232ZM234 70H235V72L237 73V74H235V72H234ZM173 71H174V73H173ZM199 71H201V72H199ZM218 71V72H217ZM181 72V73H180ZM186 72V71H185ZM185 72H183L182 73V78L184 77L185 79H186V75H188V73L186 74ZM214 72V73H213ZM216 72V73H215ZM221 72H224L225 73V75L224 74H221ZM233 72V73H232ZM170 73V72H169ZM198 73H201V75L200 74H198ZM229 73H231V74H229ZM176 74H175V76H176ZM191 74V73H190ZM213 74H215L214 76H213ZM218 74H221L220 75V78L223 76V78H224V76H227V77H225L224 79H225V81H223V79L220 81L219 79H217V81H216V78L218 77L219 78V76H217ZM232 74H235V75H232ZM173 75V76H172ZM231 76V77H229L228 78V76ZM174 76V77H175ZM211 76V77H210ZM216 76V77H215ZM210 77V78H209ZM213 77V78H212ZM212 81H215V82H212ZM174 80V79H173ZM199 80V81H198ZM218 80H219V82H221V83H219L218 82ZM241 80V81H240ZM170 81V82H169ZM223 81V82H222ZM172 82V83H171ZM175 84H174V83ZM191 82V83H190ZM209 82V83H208ZM231 82V83H230ZM167 83H169V84H167ZM196 83V84H195ZM197 83H198V87L196 86L197 85ZM213 83V84H212ZM216 83H219V84H222L221 86L219 85V86H216V85H218V84H216ZM172 85V84H174L173 86H171V88L170 89H172L173 90V93L172 92H169V91H171L170 89H169V87H167L168 85ZM188 84H190V85H188ZM192 84H194L195 86H193ZM163 86V87H165L166 85V90L167 91H165L164 89H163V87H161V86ZM191 85L193 86V87H195V91H196V95H194V88L193 87H191ZM210 85L212 86V87H210ZM215 85V86H214ZM174 86H175V88H174ZM185 86H187L188 87V92H187V88L185 87ZM206 86H207V88H206ZM209 86V87H208ZM161 87V88H160ZM179 87H181L180 89H177L176 90V88H179ZM184 87V88H183ZM191 87V88H190ZM197 87V88H196ZM201 87H203L204 88V90H203V88H202V90L200 89ZM221 87V88H220ZM224 87V88H223ZM174 88V89H173ZM212 88V92H211V90L210 89ZM215 88L217 89V90H215ZM148 89H150V88H148ZM162 89L165 91V92H167V93H163V91H162ZM193 89V90H192ZM206 89H209L210 90V92H209V90H207V92H205L206 91ZM198 90H201L200 92L202 93V91H204L202 94L200 93V92H198ZM184 91V92H183ZM192 91H193V94H192ZM220 91V92H219ZM169 92V93H168ZM174 92H176L175 94H174ZM181 94H180V93ZM216 92V93H215ZM218 92V93H217ZM170 93H172L173 95H175V96H173L172 94V96L170 95ZM185 93V94H184ZM186 93L188 94H190V95H188V96H186L185 97V99L188 97L189 99H190V97H191V102H190V100L189 99H186L187 100V102L185 101V99H184V97H182V96H185L186 95ZM209 93V94H208ZM211 93H212V95H211ZM216 94V95H214V94ZM176 94H178L179 96H178V99H179V97H180V100H179V102L177 103V101H178V99H177V95ZM205 94H208V96L206 95V97H205ZM192 95V96H191ZM203 95V96H202ZM169 96V97H168ZM170 96H171V99H168V101H171V100H173L172 99V97L174 98V102L176 103V104H173L174 102L173 101H171V102H173V103H170V102H168L167 101V98H170ZM194 96H199V98L197 97V98H195ZM215 96V98L217 97V99L216 100H218V101H216V102H214V101H211V100H209L210 99V97H214ZM221 96V97H220ZM150 97L153 99V102H152V99H151V101H150ZM166 99H165V98ZM182 97V98H181ZM206 98L205 100H207L206 102L208 103L209 101H211V103L209 102V104H207L206 102H205V100H204V98ZM147 98V99H146ZM193 98H195V99H193ZM202 98H203V100H202ZM215 98H213L212 100H215ZM159 99H160V101H159ZM165 99V100H164ZM182 99V100H181ZM149 100V101H148ZM161 100H163V101H161ZM209 100V101H208ZM158 101L159 102H161V104H162V106H161V104L160 105H157L158 104ZM182 101L184 102L185 101V103L186 104H188V106L187 107H185L186 106V104L184 103V105H183V103H182ZM193 101H194V103H193ZM200 102V104H199V102ZM165 102H168V103H170V105L168 104V103H165ZM205 104V106L203 105V103ZM219 102V103H218ZM182 103V104H181ZM213 103V104H212ZM214 103H215V105H214ZM216 103H218V104H216ZM163 104H165L164 106H163ZM171 104H172V106H171ZM179 104V105H178ZM192 104V105H191ZM195 104V105H194ZM211 104V105H210ZM133 105V107H131V106ZM167 105V106H166ZM173 105L175 106L176 105V108H174V109H176V110H173V109H171V108H173ZM189 105H190V107H189ZM202 105V106H201ZM210 105V106H209ZM134 106H135V109H134ZM171 106V107H170ZM185 107V109H184V107ZM193 106V107H192ZM209 106V107H208ZM214 106V107H213ZM127 107H130L131 109H133L132 111L134 112V113H132V111L130 110V112H129V109L130 108H127ZM154 107V108H153ZM157 107H159L158 109H159V111H161V113H159V112H157ZM168 109H167V108ZM207 107V108H206ZM149 108V109H150ZM160 108H163V109H167L166 110V113L164 114V110H163V112H162V110L160 109ZM179 108V109H178ZM199 108V109H198ZM152 109H154V110H152ZM156 109V110H155ZM171 109V110H170ZM177 109H178V111H177ZM187 109V110H186ZM190 109V110H189ZM147 110V111H146ZM168 110H169V112H168ZM181 111V113H183V115L182 114H180V111ZM153 113H156V114H153ZM188 112V115H187V113L186 112ZM202 112V114H200L201 112ZM204 111V112H203ZM140 112H143V113H146V112H148V114L149 115H147V113H146V116L144 115V114H142V113H140ZM186 113V114H185ZM190 113V114H189ZM110 114V115H109ZM159 116H158V115ZM160 114H162L161 116H160ZM164 114V115H163ZM107 115H109V117H107L106 118V116ZM152 115V116H151ZM182 117H181V116ZM113 116V120L115 121V122H117L116 123V125H118V126H114V124H115V122L112 120V123H111V119H109V118H111ZM139 116H140V118H139ZM147 116H148V119H146L147 118ZM157 116V117H156ZM184 116V117H183ZM155 117V118H154ZM188 117V118H187ZM190 118V119H189ZM192 118V119H191ZM95 119H97V121H98V123H97V121H95ZM105 121V123H103L102 124V122H103V120ZM107 119H109L110 121L108 122V120ZM130 120H131V118H129ZM141 119V120H140ZM101 122H100V121ZM107 120V121H106ZM121 120V121H120ZM127 120V122H125V124H127V125H125L124 124V121H126ZM143 120V121H142ZM189 122H187V121ZM193 120V121H192ZM93 121L95 122V123H93ZM119 121V122H118ZM137 121H138V124H137ZM141 121V122H140ZM145 121H147V122H145ZM161 121V122H160ZM107 122V123H106ZM114 122V123H113ZM120 122H122L121 124H124V125H122V127H121V125H120ZM135 122V123H134ZM142 122H145V124H146V127L145 128H143L142 127V125H140V123L141 124H143ZM151 122V123H150ZM185 122H187V123H185ZM108 123H111V124H109V125H112V126H106V128L104 127L106 124H108ZM105 124V125H104ZM135 125V127H133V125H132V127H130V128H132V129H130L129 128V126L130 125ZM137 124V125H136ZM145 124H143V126H145ZM100 125V126H99ZM104 125V126H103ZM87 126V125H86ZM99 127V129H97L98 127ZM101 126H103V131L104 130H107L106 132L108 133H106V132H104L105 134H107L106 136H105V134L102 132V130L100 129V127ZM115 127V128H114ZM121 128V129H123V130H119V128ZM128 127V128H127ZM102 128V127H101ZM118 128V129H117ZM147 128V129H146ZM125 129L127 130L126 132H128V129H130V130H132V131H130L129 130V135L125 132ZM175 129V130H174ZM109 130V131H108ZM115 132H114V131ZM169 130V131H168ZM260 130V131H259ZM99 131H101V132H99ZM119 131V132H118ZM94 131H92V132H90V133H93ZM98 132V133H97ZM162 134H161V133ZM165 132V133H164ZM171 132V133H170ZM98 135H97V134ZM118 133V134H117ZM121 133V134H120ZM124 133H126L124 136L126 137V138H123L124 136L122 135V134H124ZM131 133V134H130ZM173 133V134H172ZM256 133V134H255ZM101 134H102V136H101ZM111 134V135H110ZM121 136H120V135ZM158 134V135H157ZM170 134H171V136H170ZM88 135V136H87ZM91 135H95V137H96V142H94V138L95 137H92L91 138ZM97 135V136H96ZM110 135V137H108ZM116 135H118L117 136V139L115 138L116 137ZM139 135V136H138ZM156 135L158 136V138L156 137ZM121 138H120V137ZM123 136V137H122ZM156 138H155V137ZM164 136V137H163ZM166 136V137H165ZM97 137H99V139H97ZM119 137V138H118ZM132 137H134V138H132ZM116 139V140H114V141H112L113 139ZM123 138V140H124V142L122 143L121 141H123V140H121ZM139 138V139H138ZM153 138V139H152ZM177 138V139H176ZM101 139V140H100ZM107 139V141L109 140L110 142H108V144H106L107 143V141H105ZM152 139V140H151ZM161 139V140H160ZM162 139H165V141H163ZM172 141H171V140ZM176 139V140H175ZM90 140L91 142H93L92 144H94L93 146H94V148H95V145L97 146V148H98V150H96L97 148H95L93 151H95V152H93L94 154H96V152H98L97 154L99 155L97 158L96 157H94L93 158V156L94 155H92L93 153L91 152L92 151V149H93V147L91 146V144H90V141H89V143H88V141ZM93 140V141H92ZM100 140V141H99ZM156 140V141H155ZM158 140V141H157ZM168 140V141H167ZM169 140H170V142H169ZM260 140H262V141H260ZM85 141V142H84ZM105 142V143H102V142ZM117 141V142H116ZM134 141V142H133ZM153 141V142H152ZM177 141H178V143L179 144H177ZM86 142H87V144L89 145V146H87V147H92V149H91V151L89 150V152L88 153H83L84 151L83 150H85V147L84 146H86L87 144H86ZM114 142H115V144H114ZM131 142V143H130ZM151 142L152 143H154V142H156V144H157V146H156V144H152L151 145ZM166 143V145L164 146L163 144H165ZM100 143V144H99ZM121 143V144H120ZM176 143V144H175ZM262 144V146L261 147H263V150H262V148L261 149H259V146H260V144ZM97 144H99L100 145V147H98L99 145H97ZM101 144H103L104 146L102 147V145ZM106 144V145H105ZM116 144H117V146H116ZM143 144V145H142ZM158 144L160 145V146H158ZM163 146H162V145ZM168 144H172V145H169L168 146ZM256 144V145H255ZM147 145V146H146ZM151 145V146H150ZM175 145V146H174ZM178 145V146H177ZM259 145V146H258ZM110 146V147H109ZM120 146V147H119ZM122 146V147H121ZM148 146L150 147V148H148ZM176 146H177V148H176ZM253 146V147H252ZM256 146H258V147H256ZM80 147H81V149H80ZM86 147V148H87ZM136 147V148H135ZM154 147L155 148H157V149H159L160 151L158 152V150H156V149H154ZM160 147V148H159ZM164 147V148H163ZM168 147V148H167ZM255 147V148H254ZM104 148V149H103ZM106 148V149H105ZM127 148V149H126ZM142 148V149H141ZM149 149L147 152L149 153V155H148V153L145 151V149ZM170 148V151H168L167 149H169ZM175 148V149H174ZM257 148V149H256ZM101 149V150H100ZM103 149V150H102ZM144 149V151H142ZM154 149V150H153ZM171 149H172V152H171ZM162 150V151H161ZM164 150V151H163ZM176 150V151H175ZM250 150V151H249ZM258 151V153L256 152V151ZM259 150H262V151H259ZM72 151V152H71ZM149 151H151V152H149ZM152 151H153V153H154V155L152 154ZM64 152V153H63ZM91 152V153H90ZM99 152L101 153V154H99ZM106 152H108V154L106 153ZM146 154H144V153ZM160 153V152H163V153H160V154H157V153ZM164 152H165V154H164ZM170 152V153H169ZM177 152V153H176ZM261 152V153H260ZM263 152V153H262ZM69 153V154H68ZM72 153H74V155H75V153L77 154L76 156H75V158H77L76 159V161L73 159V157H74V155L72 154ZM78 153H80V154H78ZM85 154H87V155H89V154H91V160L89 159V156H86L85 157ZM105 154V155H104ZM144 154V155H143ZM150 154H152L153 155V157L152 156H150ZM163 154V155H162ZM239 154H240V156H239ZM254 154V155H253ZM62 155H64L65 156V158H64V156H62ZM81 155H82V158H80L81 157ZM155 155H157L158 157L156 158V156ZM257 155V156H256ZM258 155H260V156H258ZM73 156V157H72ZM78 156H79V158H78ZM83 156H84V158L86 159L87 157H88V159H86V160H88L89 162H85V159L83 158ZM103 156H105V157H103ZM138 156V157H137ZM144 157V158H146V159H148V160H144V158H141V157ZM181 156V157H180ZM141 158V160H140V158ZM147 157H149V158H147ZM152 157V158H151ZM257 157H259V158H257ZM263 157V158H262ZM67 158H68V161L69 160H71V161H69L70 162V165H71V167L72 166H74L73 168L74 169H72L71 167H68L69 166V163L67 162V161H65V160H67ZM94 160H93V159ZM138 158V159H137ZM151 158V159H150ZM254 158V159H253ZM256 158V159H255ZM60 159L62 160V161H60ZM79 159V160H78ZM143 159V160H142ZM150 159V160H149ZM157 161H156V160ZM66 162L67 164H65L64 162ZM159 161V162H158ZM53 162V163H52ZM55 162V163H54ZM62 164H65V165H61V163ZM76 162H78V163H76ZM83 162H85L84 164H82ZM162 162V163H161ZM48 163V164H47ZM78 164V166L76 165V164ZM154 163V164H153ZM161 163V164H160ZM254 163V164H253ZM258 163H259V165H258ZM47 166H46V165ZM54 164H56L55 166H54ZM73 164V165H72ZM86 164H88V165H86ZM142 167H140L139 165ZM143 164V165H142ZM152 164V165H151ZM39 165H40V167H39ZM49 165V166H48ZM50 165H52L51 167H50ZM66 165H68V166H66ZM155 165H159L158 166V168H156V169H154V171H153V168L155 167ZM164 167H163V166ZM44 166V167H43ZM45 166L47 167V168H45ZM64 166H66L67 167V169H66V167H64L66 170H67V172L63 169V167ZM162 166V167H161ZM257 166V167H256ZM43 167V168H42ZM101 167V168H100ZM178 167V168H177ZM255 167V168H254ZM15 168V169H14ZM26 168V169H25ZM52 168H54V169H52ZM59 168L62 170H59ZM68 168H70V169H68ZM77 168V169H76ZM137 168V169H136ZM181 168V169H180ZM235 168V170H237V172H235V170H231V169H234ZM238 168V169H237ZM241 170H240V169ZM243 168H244V171H243ZM24 171H23V170ZM33 171H32V170ZM51 169V170H50ZM56 169V170H55ZM136 169V170H135ZM140 169H142V170H140ZM158 169V170H157ZM247 169V170H246ZM261 169H263V170H261ZM28 170V171H27ZM37 170V171H36ZM42 170V171H41ZM46 170V171H45ZM65 172H64V171ZM68 170H71V173H73L72 174V177H70L71 175V173L69 174V172L70 171H68ZM78 170V171H77ZM143 170H145V171H143ZM148 170V171H147ZM157 170V172H155ZM179 170V171H178ZM240 170V171H239ZM50 171V172H49ZM54 171V172H53ZM58 171H59V174H62V175H59L58 174ZM73 171V172H72ZM75 171V172H74ZM139 171V172H138ZM151 171V172H150ZM234 173H236V175H234L232 172ZM254 171V172H253ZM256 171V172H255ZM24 172V173H23ZM42 172V173H41ZM56 172H57V174H56ZM76 172H78L77 174L79 175H77L76 177H75V174H76ZM133 172V173H132ZM141 172V173H140ZM143 172H145V173H143ZM238 172H242L241 174H239ZM249 172H250V174L251 175H249ZM257 172H259V173H257ZM22 173V174H21ZM39 173V174H38ZM50 173L52 174V175H50ZM67 173V174H66ZM143 173V174H142ZM159 173V174H158ZM230 173V174H229ZM245 173V174H244ZM254 173H256L258 176H257V179H259V180H257L256 181V179H255V177L254 176H256V174H254ZM56 174V175H58L57 177L56 176H54V175ZM63 174H64V176H65V178H64V180H63V178L61 179L60 177H62L63 176ZM68 174H69V176H68ZM81 174V175H80ZM137 174V175H136ZM209 174V175H208ZM228 174H229V176L232 174V176L233 177H235L236 176V178L238 179H240V177H241V179H242V177H243V179H242V181H241V179L238 181L236 178V185L237 186H235V185H233V183L232 182H230L232 179H231V177H229V178H227L228 177ZM239 174V175H238ZM36 177H35V176ZM44 175V176H43ZM46 175H48V177L46 176ZM68 177H67V176ZM132 175H134L135 176V178H133L132 177ZM139 175V176H138ZM248 175V176H247ZM43 176V177H42ZM52 176V177H51ZM63 176V177H64ZM250 176V177H249ZM47 177V178H46ZM49 177H50V179L52 178V180H57V181H54L55 182V185H53L52 183H54L52 180H49ZM67 177V178H66ZM74 177V178H73ZM138 177V179H139V182H137L138 180L136 179ZM140 177V178H139ZM151 177L153 178V179H151ZM22 178V179H21ZM37 178V179H36ZM59 178H60V181H59ZM70 178H72V179H70ZM80 178V179H79ZM252 178V179H251ZM40 179H42V181L40 180ZM44 179V180H43ZM45 179H47V180H45ZM68 179H70L69 181L71 182V183H69L68 182ZM74 179V181H72ZM220 179H222V181L220 180ZM223 179L224 180H230V181H227V183L228 182H230V184L228 183V184H226V181H223ZM235 179H233L234 181H235ZM40 180V181H39ZM66 180H67V182H66ZM131 180H132V183H131ZM219 180L223 183V182H225V183H218L219 182ZM232 180V181H233ZM245 180V181H244ZM247 180V181H246ZM253 180V182H251ZM15 181V182H14ZM19 181V182H18ZM24 181H26V182H24ZM31 181V182H30ZM44 181V182H43ZM48 181H50V182H48ZM52 181V182H51ZM82 182V184L80 183V182ZM134 181V182H133ZM18 182V183H17ZM63 182V183H62ZM79 184H78V183ZM237 182H239V183H237ZM260 182H262V184H260ZM3 183V184H2ZM28 183V184H27ZM43 183V184H42ZM71 184V185H66V184ZM126 183H127V185H128V188L126 187H124L123 188V186H127L126 185ZM130 183H131V186H130ZM135 183V184H134ZM242 184L243 185V187L247 190V191H249V192H245L244 191V188L242 187V185H240L241 187H242V189H241V187L239 186V184ZM250 183V184H249ZM255 185H254V184ZM48 184V185H47ZM75 184H78V186H76V188L74 187L75 186ZM81 184V185H80ZM220 184V185H219ZM232 184V185H231ZM249 185V187H248V185ZM257 184V185H256ZM14 185V186H13ZM30 185V186H29ZM37 185V186H36ZM65 185V186H64ZM122 185V186H121ZM195 185H197L198 187H196ZM213 185H215L216 187V189L215 188H213L214 186ZM223 185V186H222ZM226 185H230V187L228 188V187H225V188H223L224 186H226ZM252 185V186H251ZM11 186V187H10ZM12 186H13V188H12ZM19 186V187H18ZM24 186V188H22ZM29 186V187H28ZM72 186H73V188H75V189H73L72 188ZM183 186V187H182ZM193 186V187H192ZM217 186H220V188H219V190L217 189ZM231 186H233L232 188H233V191H232V188H231ZM256 186V187H255ZM45 187V188H44ZM55 187V188H54ZM63 187V188H62ZM67 189H66V188ZM118 187H120L121 189H118ZM130 187V188H129ZM185 187V188H184ZM191 187V188H190ZM202 189L201 190V192H202V195H201V198H200V194H201V192H199V191H196L197 189ZM210 187H212V188H210ZM238 187V188H237ZM261 187V188H260ZM22 188V189H21ZM58 188H60V189H62V190H60V189H58ZM196 190H195V189ZM205 188V190L208 192V191H210V189L212 190V191H214L215 193V197L217 198H215L214 196V199L212 200V201H214L215 199V201L213 202V204L216 202V203H218V204H220L221 203V201L222 200H224L225 199V195L226 196H228V197H230L231 196V194H225L226 193V191L228 192V191H230V192H232V194H234L233 192H236L234 195H236L237 194V191H238V189H239V191L241 192L242 191V193H243V191H244V193H243V195H242V193H240V192H238V193H240L243 197H238L239 199H240V201H239V199H237V201H236V203H234L235 202V200H236V198H237V196L238 195H240V194H238L236 197H235V199H233L234 198V196H232L233 198H232V200L230 199V198H227L226 197V201H225V203L226 204H229L228 202L231 200V202H232V205L233 206H229V205H226L225 203H224V206H226V208H224V209H227V210H229V207H230V212L229 211H227V210H225V212L227 211L228 213L226 214L224 211H223V215L222 216H219L220 215V212H222L221 211V209H223V208H221L222 207V205H223V201H222V205H221V207L220 208H218L219 207V205L217 206V204H216V208L217 209H219V210H215V213L212 211V209H211V211L214 213V215H213V213H211V216L214 218V219H211L210 217V219H207L206 218V220L208 221H214L215 220V217L217 216H219L218 217V219H222L223 217L225 218V220H224V225H222V223H221V221L217 224V220L215 221V222H213L212 221V223H209L208 222V227H206L205 225H206V223L207 222H205V220H203L202 218H204V212L206 213V212H208L209 214H210V212L211 211H208V208H205V207H207L208 205H211L212 203V201H210V199H209V202H208V200L206 199V197L207 198H211L210 196H212V194H213V192L212 191H210V193H208L207 194V192L205 191V190H203ZM223 189V191L222 190H220V189ZM226 188L228 189V190H226ZM235 188H237V190L236 191H234V189ZM3 189L5 190V192L3 191ZM12 189V190H11ZM44 189V190H43ZM47 189V190H46ZM58 191H57V190ZM64 189H66L65 191H64ZM70 189V190H69ZM73 189V190H72ZM103 189V190H102ZM114 189H116L120 194H121V191H122V193L123 194H117L118 192H116V190L115 191H113ZM126 189V190H125ZM179 189V190H178ZM198 189V190H199ZM217 190V192H219L220 191V193H218L217 194V192L215 191V190ZM250 189V190H249ZM16 190V191H15ZM20 190V191H19ZM23 190H25V191H23ZM45 190L47 191V192H45ZM60 190V191H59ZM109 190V191H108ZM177 190V191H176ZM193 190H194V192H193ZM226 190V191H225ZM259 190V191H258ZM9 191H11V192H9ZM12 191L14 192V195L16 196V198H15V196L13 195V194H11L12 193ZM44 191V192H43ZM51 191H53V193L51 192ZM62 191H63V193H62ZM69 191V192H68ZM71 191H74V194L72 195V192ZM145 191V192H144ZM179 191V192H178ZM205 193H204V192ZM225 191V192H224ZM8 192V193H7ZM28 192V193H27ZM43 192V193H42ZM105 192H106V194H105ZM107 192L108 193H111V194H107ZM116 192V193H115ZM230 192H228V193H230ZM259 192V193H258ZM4 193V194H3ZM9 193L11 194V197H10V195H9ZM17 195H16V194ZM57 193V194H56ZM68 193V194H67ZM69 193H71V196H68V195H70ZM191 193V194H190ZM195 193L196 194H198V193H200L198 196H196L195 195ZM248 193V194H247ZM255 193V194H254ZM27 194V195H26ZM30 194H32V196L30 195ZM47 194V195H46ZM49 194V195H48ZM51 194H53V195H51ZM80 194V195H79ZM86 194V196L84 197V195ZM104 196H103V195ZM145 194V195H144ZM186 194V195H185ZM192 194H194L193 196H191L190 197V195H192ZM206 194V195H205ZM209 194H211L209 197H208V195ZM220 194V195H219ZM225 194V195H224ZM245 194H247V195H245ZM254 196H252V195ZM261 194L263 195L261 198H260V196H261ZM13 195V196H12ZM42 195V196H41ZM80 197H79V196ZM101 195V199H100V201H99V197L98 196H100ZM107 195H109V198L110 199H108L107 197ZM110 195H112V196H114V195H116V196H114V198H112V200H111V197H110ZM120 195V196H119ZM138 196L139 198H136V199H134L136 196ZM221 195H223V196H221ZM256 195H258V197L256 196ZM20 196H22V197H20ZM48 196H50V198L48 197ZM63 196V197H62ZM75 196H78V197H76V198H74ZM81 196H82V198H81ZM123 196V198H122V200H125V203L123 204V202L124 201H122V202H120L121 204H123L122 206L119 204V202L118 201H120V199H121V197ZM134 196V197H133ZM197 197V199H196V197ZM221 196V199H222V197L224 198V199H222L221 201H220V199L218 198V197H220ZM9 197V198H8ZM29 197V198H28ZM34 197V198H33ZM43 197V198H42ZM59 197H61V198H59ZM84 197V198H83ZM92 197V198H91ZM98 197V198H97ZM105 197V199H102V198H104ZM120 197V199H118ZM124 197H126V198H124ZM131 197H133V198H131ZM181 197V198H180ZM193 197V198H192ZM205 197V198H204ZM3 198V199H2ZM45 198V200H42V199H44ZM56 198V199H55ZM71 198V199H70ZM77 198H79V199H77ZM89 198V199H88ZM91 198V199H90ZM127 198H130V199H127ZM192 198V199H191ZM196 200H195V199ZM242 198H243V200H242ZM2 199V200H1ZM40 199V200H39ZM53 199H55V200H53ZM88 199V200H87ZM97 199V200H96ZM107 199H108V202H109V206H107L108 204H102V203H108V202H106L107 201ZM113 199H114V203H113ZM117 199V200H116ZM132 199H133V201H136V202H132ZM180 199H181V201H180ZM205 199V201L206 202H208V203H206L205 201H203ZM212 199V198H211ZM219 199V200H218ZM227 199H229L228 201H227ZM246 199V200H247ZM249 199H248V202L245 200L244 201V204L245 203H247L246 205H248V203H249ZM21 200V201H20ZM28 200V201H27ZM36 200V201H35ZM71 200V201H70ZM77 200V201H76ZM89 200H91L90 202H89ZM95 200V202L97 203V204H99L100 206H101V210H102V207H103V210L99 213V211H100V206L98 205V207L96 208L95 207V205L97 206V204L96 203H94L93 201ZM104 200V201H103ZM116 200V201H115ZM126 200H127V202H129V203H127L126 202ZM130 200V201H129ZM167 200V201H166ZM19 201V202H18ZM24 201H25V203H24ZM30 201V202H29ZM34 201V203H32ZM37 201L39 202V203H37ZM41 201V202H40ZM53 201V202H52ZM60 201V202H59ZM101 202V203H99V202ZM138 201V202H137ZM175 201V202H174ZM217 201H219V202H217ZM79 202V203H78ZM81 202V203H80ZM119 204V207H118V205H117V203ZM197 202H199V204L197 203ZM200 202H205L206 204H205V206H203V204L201 203V208H198L197 206L198 205H200ZM237 202H239V203H237ZM257 202V203H258ZM24 203V204H23ZM41 203V204H40ZM50 203V204H49ZM51 203H52V205H51ZM55 203V204H54ZM92 203L93 204H95V205H93L94 206V208H96V210H91V211H95L94 213H92L91 211H89V209H93V207L91 206L92 205ZM126 203H127V205H126ZM135 203H138L137 205H135ZM184 203V204H183ZM195 203V205L196 204H198L197 206H195V208H196V212L194 211L193 213L192 212H188L187 211V208H190V207H193V209H194V205H190V204H194ZM209 203H211V204H209ZM251 203H249V205H251ZM27 204V205H26ZM32 205V207H31V205ZM33 204H34V206L36 205H38L37 207L35 206V209L33 208L34 206H33ZM62 204H64V206L62 205ZM78 204H80V205H78ZM86 204H88V205H86ZM91 204V205H90ZM173 204H174V206H173ZM181 204H183V205H181ZM190 205V207H187V205ZM212 204V205H213ZM239 205V207L237 206H235V205ZM30 205V206H29ZM46 205H48V207L49 208H47L46 207ZM78 205V207H75V206H77ZM85 205H86V207H85ZM113 205H115V207L113 206ZM129 205H131V206H129ZM138 205H139V208H138ZM172 205V206H171ZM208 206V207H210V208H214L215 206L213 205V206ZM6 206H7V208L9 209L8 211H7V209H6ZM22 206V207H21ZM55 206L57 207V208H55ZM68 206V207H67ZM128 206V207H127ZM138 208H136V207ZM163 206V208H161ZM170 206V208H167V207H169ZM181 206H182V208H181ZM185 206V207H184ZM229 206V207H228ZM1 207H3L4 209H5V212H4V209L3 208H1ZM18 207H20L19 209H27L28 210V212H30L29 214H28V212H27V216H28V218H27V216H26V214H24V212L26 211L25 209L24 210H21L20 212H19V209H18ZM27 207V208H26ZM28 207H29V209H28ZM75 207V208H74ZM122 207V208H121ZM133 207L135 208V209H137L136 210V212H135V209H134V211H133ZM202 207H204V208H202ZM228 207V208H227ZM232 207H234L235 208V212H234V210H233V208ZM43 208H45V209H43ZM82 208H83V210H82ZM99 208V209H98ZM109 208H112V209H109ZM120 208V209H119ZM177 208V209H176ZM180 208V209H179ZM197 208H198V211L200 210L201 212H203V215H202V218H201V216L200 217H198L199 219L201 218L202 220H199L197 217H195V215H196V213H197V215L198 214H200L201 212H197ZM215 208V209H216ZM232 208V209H231ZM3 209V210H2ZM33 209V210H32ZM43 209V210H42ZM48 209V210H47ZM78 209V210H77ZM88 209V210H87ZM98 209V210H97ZM106 211H105V210ZM114 209V210H113ZM176 209V210H175ZM180 211H179V210ZM190 209H192V208H190ZM204 209V210H203ZM205 209H207V210H205ZM1 210L3 211V214L1 213ZM13 211V210H15L14 212H12L13 214H10L11 213V211ZM18 210V212H19V215H17L18 213L16 212ZM34 212H32V211ZM39 210V211H38ZM43 211V212H41V211ZM49 210H50V212H49ZM52 210H54L53 212H52ZM76 210H77V212H78V215H77V212H76ZM82 210V211H81ZM107 210H108V212H107ZM164 210V211H163ZM172 210H174V211H176V213L175 212H172ZM177 210H178V215H181V214H179V213H183L181 216H179V217H177L176 219H175V215H177ZM185 210L187 211V212H185ZM189 210V209H188ZM210 210V209H209ZM6 211L7 212H10V213H7L8 214V216H7V214L5 215V213H6ZM45 211V212H44ZM81 211V212H80ZM105 211V212H104ZM159 211V212H158ZM171 211V212H170ZM189 211H192V210H189ZM220 211V212H219ZM233 211V212H232ZM237 211V212H236ZM263 211V212H262ZM37 212H39V213H37ZM51 212H52V214L53 213H56L54 216L51 214ZM60 212V213H59ZM76 212V213H75ZM91 212V213H90ZM99 213L98 215H99V218H98V215L96 214V213ZM110 212H112V213H110ZM116 212V214H114ZM129 212L131 213L130 215H129ZM166 212H167V219L170 221L171 219H172V217H174L173 219H175L176 221H177V224L179 223L180 224V222L178 221L181 217V219H182V221H181V224L180 225H182V222L183 223H187V225H185V227H184V224L179 228V226L176 224V221L174 220H171L170 222H167L168 220L166 219V223H169V224H167V226H164V225H166L162 220H164V216H165V214H166ZM218 212V213H217ZM23 213V214H22ZM41 213V214H40ZM48 213H50L49 215H48ZM88 214V216H89V214H92V216L91 217H89V220H91L90 222H92V221H94V222H92V223H90V224H88V223H86V222H88L89 220H88V216H86L87 214ZM104 213H106V214H104ZM110 215H109V214ZM168 213H172V216H169L170 214H168ZM173 213H175V215L173 216ZM184 213H187L186 215H184ZM189 213H191L190 215H194L193 216V218H190L191 219V222L190 223H192V224H188V222L187 221H190L188 218H187V215L189 214ZM217 213V215H215ZM11 216H10V215ZM23 215V217L21 216V215ZM32 214V215H31ZM57 214H58V216H57ZM67 214V215H66ZM73 216H72V215ZM84 214H85V216H86V219H85V217H83L84 216ZM108 214V215H107ZM209 214H207V216L209 215ZM222 214V213H221ZM230 214V215H229ZM232 214H234V216H232ZM240 214V213H239ZM257 214H258V216H257ZM261 214L263 215V216H261ZM13 215V216H12ZM17 215V216H16ZM46 215H48V216H46ZM50 215H52V217H50ZM59 215H60V218H58L59 217ZM93 215H94V217H93ZM113 215V216H112ZM117 217H116V216ZM128 215L130 216V217H128ZM164 215V216H163ZM177 215V216H178ZM201 215V214H200ZM1 216H3V218H4V216H5V218L6 219H4V220H2L1 218ZM35 216H37V217H35ZM61 216H64V217H61ZM80 216H82L81 218H80ZM112 216V217H111ZM122 216V217H121ZM184 216H186V217H184ZM206 215H205V217H207ZM229 216H231L232 218H230ZM245 216V215H244ZM20 217V218H19ZM27 219H26V218ZM33 217V218H32ZM47 217V218H46ZM68 217V218H67ZM72 217V218H71ZM125 217V218H124ZM165 217V218H166ZM183 217L186 219L187 218V220L185 221V220H183ZM188 217H189V215H188ZM191 217V216H190ZM194 217H195V219H194ZM227 217H229V220H228V222H227V220H226V218ZM236 219H235V218ZM239 217L240 218H242L241 217V215H239ZM260 217H261V219H260ZM8 218L11 220H8ZM15 218H16V220H18V221H16L15 220ZM25 218V219H24ZM35 218V219H34ZM38 220H37V219ZM50 218V219H49ZM52 218H54V219H52ZM67 218V219H66ZM73 218H75V219H73ZM83 218H84V221H83ZM91 218H94L93 220L91 219ZM127 218V219H126ZM129 218V219H128ZM170 218V219H169ZM196 218H197V220H199V221H197L196 220ZM249 218V217H248ZM263 218V219H262ZM32 219H34V220H32ZM42 219V220H41ZM47 220V222H46V220ZM48 219H49V222H48ZM60 219V220H59ZM64 219V220H63ZM77 219L78 220H81V222H79V221H77ZM103 219L105 220V221H103ZM118 219V220H117ZM121 219V220H120ZM180 219V220H181ZM220 219V220H221ZM239 219V218H238ZM22 220V222H20ZM24 220V221H23ZM36 220V221H35ZM66 220H67V222H66ZM72 220V221H71ZM74 220V221H73ZM87 220V221H86ZM95 220L99 223H97V222H95ZM126 220V221H125ZM156 222H155V221ZM194 220H196L195 221V224H193V222L192 221H194ZM234 220V222L233 223H235V220L238 222V225L235 223V226H234V224L232 225V222L231 221H233ZM242 220H243V222H242ZM259 220V221H258ZM262 220V221H261ZM39 221V222H38ZM42 221L44 222V223H42ZM75 221H77V222H79V224L78 223H76ZM122 221V222H121ZM185 221V222H184ZM200 221H202V223H200L201 224V227L200 226H198V225H200L199 224V222ZM203 221L205 222V225L203 224ZM219 221V220H218ZM225 221L227 222V223H225ZM246 221H248V222H246ZM256 221V222H255ZM261 221V222H260ZM11 222V223H10ZM13 222H15V223H19V227L14 223L13 224ZM31 222V223H30ZM38 222V223H37ZM42 224H41V223ZM46 222V223H45ZM60 223V225L58 224V223ZM157 222H160V223H157ZM162 222V223H161ZM173 223V227L171 228L169 225H171L172 226V224H170V223ZM231 222V223H230ZM241 222H242V224H241ZM251 222V225L249 224ZM263 222V223H262ZM33 223H34V226H35V228H36V230H35V228H33L34 226H33ZM52 225H51V224ZM61 223H63V225L61 224ZM97 223V224H96ZM105 223V225H106V223H107V225H106V227L107 226H109V227H105L104 229H103V227L105 226V225H103ZM156 223H157V225H156ZM163 223H164V225H163ZM214 223V224H213ZM215 223H216V225H215ZM239 223H240V225H239ZM255 223V224H254ZM256 223H257V225H256ZM29 224V225H28ZM44 224V225H43ZM53 224H55V226L57 227V229L54 227V225ZM65 224V225H64ZM68 224V225H67ZM74 224H75V227H74ZM77 224V225H76ZM82 224H87L88 226H87V228L85 229V227H86V225H82ZM93 224L95 225L94 227H93ZM101 224V226H99ZM142 224V225H141ZM159 224H161L159 227H158V225ZM174 224H176V225H174ZM203 224V225H202ZM43 225V226H42ZM91 225V226H90ZM97 225H98V227H97ZM103 225V226H102ZM162 225H163V227H162ZM188 225H190L189 227L191 228V226H195L196 228H204V226L207 228V232H205L204 230L206 229V228H204V229H202L203 231H201L200 229V231L198 232V229H196V231H194L193 230V227L190 229L189 227H188ZM198 227H197V226ZM212 225V226H211ZM216 226L217 228H218V226L217 225H222L219 229H215L213 226ZM225 225H228V226H225ZM231 227H230V226ZM244 225V226H243ZM249 225V226H248ZM11 226H12V228H11ZM14 226H15V228H14ZM21 226V227H20ZM31 226H33L32 228H31ZM38 226H40V228H38L37 229V227ZM48 226H51V228H49ZM59 226V227H58ZM65 226H68L67 228L65 227ZM79 226H81L82 228H77V227H79ZM149 226V227H148ZM155 226H156V228H155ZM174 226H176V228L174 227ZM203 226V227H202ZM240 226V227H239ZM4 227H5V230H4ZM25 227H26V229L27 228H29V229H27V230H30V233H29V231H26V229H25ZM45 227V228H44ZM53 227V228H52ZM65 227V228H64ZM74 227V228H73ZM91 227L93 228L92 229V231H90L91 230ZM98 228V229H95V228ZM160 228V229H158V228ZM162 227V228H161ZM178 227V228H177ZM186 227H188V229H190L191 231H192V233H190L191 231L190 230H188ZM223 227H227L226 229H224ZM263 228H264V225L262 226ZM261 227V228H262ZM7 228V229H6ZM25 230V232H27V233H25V232H23L22 230ZM49 228V229H48ZM60 228V229H59ZM62 228H64V229H62ZM85 229L86 231H87V233L86 232H84V230H82V233H81V229ZM90 228V229H89ZM158 229L159 230V232L160 233H162L163 234V237L161 236V242L163 243L164 242V244L165 245H167L166 247H165V245L164 244H162V243H159L160 242V239L158 240L157 238H156V236L155 237H153L152 236V238H151V235H157V233H159L158 232V230H153V229ZM167 228H169V229H167ZM184 228V229H183ZM8 229H9V231H8ZM21 231H20V230ZM33 229V230H32ZM68 229V230H67ZM73 229H74V231H73ZM104 230V232L102 231V230ZM106 229H107V231H106ZM151 229H152V231H154L153 232V234H152V231H151ZM162 229V230H161ZM165 229H167L168 231L170 230V232H168L167 233V230H165ZM183 231H182V230ZM208 229H210V230H208ZM221 229V230H220ZM223 229V230H222ZM41 230V231H40ZM50 230V231H49ZM65 230H66V232H65ZM77 230V231H76ZM99 232H101V234L100 233H98V231ZM150 230V231H149ZM165 230V232H161V231H164ZM175 230V231H174ZM176 230H177V232L179 231V230H181L180 232H179V234H176ZM187 230H188V232H187ZM212 230V231H211ZM214 230L217 232L218 231V235L216 234V232H214ZM2 231H4V232H2ZM19 231V232H18ZM32 231V232H31ZM36 231H37V233H39V231L40 232H44L45 231V233H44V235H43V233L42 234H39L41 237H40V240H42L43 239V241L45 242H43V241H38V239L39 238H37V240H32V236H35L36 235V237H37V233H36ZM67 231H69V232H67ZM71 231V232H70ZM95 231V233H93ZM97 231V232H96ZM145 233H144V232ZM157 231V233H155ZM172 231H173V234H171L172 233ZM209 231V232H208ZM222 231V232H221ZM6 232H8V233H6ZM18 232V233H17ZM74 232H75V234H74ZM79 232V233H78ZM92 232V233H91ZM102 232H103V235H102ZM205 233L206 234V237H207V235H208V238H205V234H203V233ZM221 232V233H220ZM31 233H32V236H30V238H29V234L31 235ZM81 233V234H80ZM89 233V234H88ZM139 233H143V237H141L140 236V234ZM146 233L148 234V235H150V236H145V239H144V234L146 235ZM167 234V236L169 235V237H166L165 236V234ZM186 233V234H185ZM202 233V234H201ZM210 233V234H209ZM213 233H215V234H213V238L211 237V235ZM34 234V235H33ZM70 234V235H69ZM74 234V235H73ZM91 234H92V236H91ZM93 234H96L97 236H96V238H94L95 236L93 235ZM139 234V235H138ZM200 234H201V236H200ZM19 235V236H18ZM43 235V236H42ZM48 235H50V236H48ZM53 235V236H52ZM135 235H138V236H140V237H138V236H136V237H133V236H135ZM188 235V236H187ZM216 235V236H215ZM17 236V237H16ZM76 236L77 237H79L80 239H79V241H78V238L76 239ZM90 236L92 237V238H90ZM98 236H100V237H98ZM159 236V234L157 235V237ZM164 236H165V238H164ZM198 236H200V237H198ZM209 236H210V238H209ZM218 236H219V238H218ZM4 237V238H3ZM36 237H34L33 239H35ZM39 237V236H38ZM52 238V241H51V238ZM54 237V238H53ZM73 237V238H72ZM81 237H83L84 239H83V241H82V238ZM98 237V238H97ZM133 237V238H132ZM138 237V238H137ZM182 237V238H181ZM183 237H186V238H184L183 239ZM7 238H9V239H7ZM44 238H46V239H44ZM56 238V239H55ZM71 238V239H70ZM94 238V239H93ZM138 239L139 241L141 240V238H142V240H141V242H142V244L144 245V247H142V248H146V253H148V254H152V253H154L155 252V249H156V251H157V253H154L155 254V257H154V255L152 254V255H149L150 256V258L151 257H153V258H151L152 260H150L149 261V258L147 257L146 258V256H148V254L146 255V253H143L144 251L141 249V247H137L136 245L134 246V244L135 243H141V242H137L136 240H135V242L133 241L134 239ZM140 238V239H139ZM157 239V243H159V244H157L156 242L154 243V241H156V239ZM162 238H164L165 240L167 239V238H169V239H167V241H165V240H162ZM218 238V239H217ZM2 239V240H1ZM5 239V240H4ZM18 241H17V240ZM21 239V240H20ZM86 239H87V241H88V239H89V241H90V239H91V241L92 240H94L92 243L91 242H89L88 241V243L85 245V242H86ZM96 239V240H95ZM129 239L132 241V242H134L132 245L134 246V248L133 247H131L130 246V248H132V250L131 249H129V248H127L126 247V250L124 251L122 248L124 247V246H120V245H122V244H127V243H129ZM143 239L146 241H143ZM153 239H155L154 241H153ZM170 239H172L173 240V242H171L170 243ZM180 239H178L179 241L178 242H181L180 241ZM183 239V240H182ZM202 239V238H201ZM213 239V240H212ZM4 240V241H3ZM31 241L30 243H28L29 241ZM48 240V241H47ZM50 240V241H49ZM54 240V241H53ZM77 240L78 241V244H76L77 243V241L75 242V241ZM170 240V241H169ZM204 240H202L201 242H203ZM9 241V242H8ZM13 241L15 242V243H13ZM17 241V242H16ZM23 241H24V243H23ZM36 241L38 242V244L36 243ZM114 241V242H113ZM150 241L152 242V243H150ZM169 241V242H168ZM210 241H211V244H210ZM27 242V243H26ZM59 244V245H57V243ZM68 242V243H67ZM70 242V243H69ZM82 242H84L83 244H82ZM113 242V243H112ZM145 242V243H144ZM165 242H167V243H169V245L167 244V243H165ZM178 242H176V244L178 243ZM246 242H248L247 240H244L243 241V243H246ZM12 243V245H9V244H11ZM43 244V245H41V244ZM51 243V244H50ZM75 243V244H74ZM146 243H149V244H151L152 246L151 247H147L146 245ZM183 243H187L186 241L185 242H183ZM208 243V244H207ZM218 243H217V245H218ZM0 244V245H1ZM36 244H37V246H36ZM80 244V245H79ZM120 244V245H119ZM131 244V242L129 243V245ZM141 244V245H142ZM148 244V245H149ZM153 244H157L156 246L155 245H153ZM180 243H178V245H179ZM210 244V245H209ZM9 245V246H8ZM30 245H32V246H30ZM47 245V246H46ZM57 245V246H56ZM69 245V246H68ZM75 245V246H74ZM90 245H92V246H90ZM119 245V249H120V251H117V250H119L118 248H117V246ZM140 245V244H139ZM138 245V246H139ZM142 245V246H143ZM160 245L162 246V247H160ZM178 245H175V247L173 246V253H177V254H179V253H181V256H179V257H181V258H179V257H177V260H176V262L179 264H183V263H185L186 261V263H188V258L189 259H192L195 255H192L193 253L191 252V254L189 253V250H185V249H183L184 248V244H180V245H182L181 247H183V248H181V247H178ZM179 245V246H180ZM187 245V246H186ZM202 245H204L203 247H201ZM12 246V247H11ZM29 248H27V247ZM35 246V247H34ZM40 246V247H39ZM42 246H45V251H44V247L41 249L42 251L41 252H39V248H41ZM56 246V247H55ZM76 246H78V247H76ZM100 246V247H99ZM110 246V247H109ZM126 246V245H125ZM127 246H128V244H127ZM155 246V247H154ZM7 247V248H6ZM10 247L11 248H13L14 250H12V249H10ZM32 247V249H30ZM47 247H49V248H47ZM61 247H63L64 249H65V252L63 253V252H59V251H64V249H62ZM91 247V248H90ZM97 247H99V249L97 248ZM121 247V248H120ZM129 247V246H128ZM135 247H137V248H135ZM163 248V250L162 249H160V248ZM168 247V248H167ZM177 247H178V249H177ZM211 247H213V248H211ZM18 248H20V250H22L21 252H23V251H25L24 252V255L20 252V250H17ZM22 248V249H21ZM34 248V249H33ZM38 248V249H37ZM53 248V249H52ZM70 248V249H69ZM72 248V249H71ZM82 248V249H81ZM84 248V249H83ZM86 248V249H85ZM95 248H97V249H95ZM101 248V249H100ZM115 248H117V250H115L114 251V249ZM140 248V250H138ZM148 248V249H147ZM153 249V252H151L152 251V249ZM158 248H159V250H158ZM176 249V251H175V249ZM183 249L182 250V252L185 250V251H188V253H189V255H191V256H193L192 258H190L191 256H189L187 253H182L181 252V249ZM12 250V251H10V250ZM49 249H50V251H49ZM81 249V250H80ZM88 249H90V250H88ZM113 250L114 252H115V254L117 253L118 254V256L120 257V261H119V257L116 259V257L114 256V253L113 252H110V250ZM125 249V248H124ZM187 249V248H186ZM209 251H208V250ZM49 251V253L47 252L46 253V251ZM56 250V251H55ZM68 250V251H67ZM75 250V251H74ZM94 250V251H93ZM96 250V251H95ZM111 250V251H112ZM133 250L135 251V250H138V251H140L141 253H139V254H136L138 251H135V258H131V255H127L128 253H133ZM167 250H165V254L167 253V252H169L170 253V251H167ZM207 250V251H206ZM213 250V251H212ZM7 251H9V253L7 252ZM18 251V252H17ZM28 251H30L29 253H28ZM55 251V252H54ZM89 251H91V252H89ZM117 251V252H116ZM122 251H124V254L123 255H126L125 256V258L127 257V256H129V258H126V259H124V257H123V255H122V257H123V259L122 260H124V261H122L121 260V255H119L120 253L122 254ZM127 251V254H125V252ZM160 251H163V253L162 254H159V256H156V254L158 255V253H160ZM184 251V252H185ZM200 251V252H199ZM11 252V253H10ZM52 252H53V254H52ZM58 252V253H57ZM76 252V253H75ZM80 252V253H79ZM82 252V253H81ZM86 253L85 255H84V253ZM104 252H108L107 254L108 255H106V253H104ZM109 252L111 253L110 254V256H109ZM172 252H171V254H172ZM16 253V254H15ZM20 253V254H19ZM31 253H32V255L33 256H31ZM59 254V255H56V254ZM78 253V254H77ZM92 253L94 254V255H92ZM98 253L101 255V257H102V259H103V261H102V259H100V255H99V258H97L98 257ZM207 253V254H206ZM9 254V255H8ZM35 254V255H34ZM48 255V257L46 256V255ZM70 254V255H69ZM73 254V255H72ZM102 254H104V255H106V256H104V255H102ZM146 256H145V255ZM168 254V253H167ZM165 255L166 257H168V258H166L164 255V258L163 257H160V260H159V262L158 263H161V264H175L174 262H175V260H173V261H171L170 259V257L172 256L171 254H170V257H169V254L168 255ZM175 254H173L174 256H172V259H173V257H175L174 259H176V255ZM204 255V257H203V255ZM41 255V256H40ZM50 255V256H49ZM52 255H54V258H53V256ZM63 255V256H62ZM65 255V256H64ZM74 255H76V256H74ZM80 255H84L83 256V258H82V256H80ZM134 255V254H133ZM132 255V256H133ZM137 255V256H136ZM138 255H143V256H145V257H143V258H145V259H141V260H137V257L139 258V256ZM180 255V254H179ZM184 255V257H182ZM4 256H5V258H4ZM27 256H29V257H27ZM43 256V257H42ZM46 256V257H45ZM57 256H58V258H57ZM87 256V257H86ZM95 258V259H97V260H95L94 259V261H93V259L91 258ZM108 256H109V258H108ZM178 256V255H177ZM199 256V257H198ZM19 257H21V258H19ZM25 257V258H24ZM27 257V258H26ZM37 259H36V258ZM40 257V258H39ZM61 257V258H60ZM74 257V258H73ZM89 257H90V260L93 262H91V261H89ZM115 259H114V258ZM188 257V258H187ZM9 258H11V259H13L12 261H11V259H9ZM32 258H33V260H32ZM44 258V259H43ZM48 258V259H47ZM57 258V259H56ZM65 259V260H63V259ZM80 258L82 259V260H80ZM85 258H86V260H85ZM88 258V259H87ZM107 258V259H106ZM163 258V259H162ZM166 258V259H165ZM170 258V259H169ZM180 260H179V259ZM187 259L185 262H184V260L185 259ZM202 258H203V261H202ZM46 259V260H45ZM52 259V260H51ZM67 259H68V262H67ZM76 259V260H75ZM100 259V260H99ZM106 259V260H105ZM111 259V260H110ZM184 259V260H183ZM9 260H10V262H9ZM18 260V261H17ZM21 260H22V262H21ZM40 260V261H39ZM44 260V261H43ZM62 260H63V262H62ZM85 260V261H84ZM99 260V261H98ZM108 260H110V262L108 261ZM2 261V262H1ZM31 261H33V263L31 262ZM39 261V262H38ZM51 261V262H50ZM55 262V263H52V262ZM58 261H59V263H58ZM73 261V262H72ZM82 261V262H81ZM101 261V262H100ZM114 263H113V262ZM123 263H122V262ZM125 261H127V262H125ZM155 261L153 262V263H151L150 262V264H155ZM157 261H156V264H158L157 263ZM170 261L172 262V263H170ZM182 263H181V262ZM5 262V263H4ZM38 262V263H37ZM46 262H48V263H46ZM75 262V263H74ZM99 262V263H98ZM107 262H109V263H107ZM130 262V263H129ZM193 262V260L192 261H190V263L191 264H193L192 263ZM197 262H195V264L197 263ZM176 263V264H177ZM185 263V264H186ZM104 264V263H103ZM198 264V263H197Z\"/></svg>",
	"mask_w": 264,
	"mask_h": 264
}]
</instances>
